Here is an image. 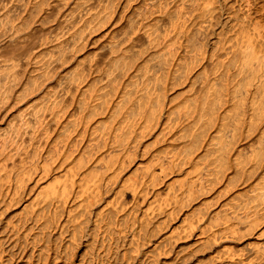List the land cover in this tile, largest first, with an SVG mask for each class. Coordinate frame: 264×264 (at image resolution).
Wrapping results in <instances>:
<instances>
[{
	"label": "rangeland",
	"instance_id": "374dc122",
	"mask_svg": "<svg viewBox=\"0 0 264 264\" xmlns=\"http://www.w3.org/2000/svg\"><path fill=\"white\" fill-rule=\"evenodd\" d=\"M49 1L51 2V0H49ZM52 1H54V0H52ZM57 1H60V0H57ZM110 1H113V2H109V0H100V1L99 0H69V1L68 0H62L61 5H63V6H57V7L52 5V2H51L50 6L52 8L54 7L55 9L50 10L51 14L49 13V11L47 9L48 17H49V15H51V16H50L49 19L46 16V18H47L46 22L43 20V18L45 16H42V15L37 16L35 19H32V22L30 24V31H31V36L30 37H31V40H34L35 42L33 41L31 43L32 44L31 45V44H29L31 42V40L29 39L30 42L28 43V46L32 47V48L30 47L32 49V51H31L32 52V57H31L32 59L31 60L29 59L28 63H25V65L24 64H20L19 68L17 66H13L12 68H10V66H6L5 65V62L3 63V61L6 60L5 58L10 59L11 57H13V54H12V56L10 55L12 53V52H10V50H12V49L14 50L15 49V46L11 44L13 42L15 43V41L11 40L10 42H8L10 39H7V38H2L0 40L1 41L0 42V47H1L0 48L1 49L0 50V53H1L0 54V62H1V65H3V64L5 65V66H1L0 65V79L2 78L1 80H3V81L6 80V79L7 80L10 79V81H12L13 78H17L16 81H18V82L15 81L14 84L12 85V87H11L12 90L10 91V97L8 99L9 101L7 100V101H4L3 103H2V101H0V105H2V106H0V125H2L0 127L6 128L7 126H5V125H7L9 123L11 124L12 121L15 123V124L13 123L14 125L11 124L12 126L10 124L8 125V127L11 126V128H9V129H14V130H11V131L8 130L7 131L8 127H7L6 130L4 128L0 129V136H1V138L4 137V139L0 138V141H1V143H0L1 144L0 145V150H1L0 151L1 152V154H0V165H1L0 166V176H1L0 177V182H2V184H4V187L8 188L7 191L10 189L9 192L11 190H13V189L14 190L16 189L15 191L14 190L11 191V193H9V194L7 193L5 196H7V195L8 196L5 197L4 194L6 192V188H3V185L0 183L1 184L0 185V187H1L0 189H2V191L4 189V191H5V192L0 191L1 192L0 193V264H3V263H5V264H11V263L12 264H29L30 262H31L30 264H42V261L46 262L47 258H49L48 259L49 262L47 261V264H49V263H51V264H262V263H260L261 262L260 259H262V260L264 259V255H263L264 254L263 253V251H264V229L262 231V228H264V225H263L264 224V213H263V211H264L263 210L264 209L263 208L264 199L263 198H259L257 196V194L259 193L261 188H264V113L259 115L260 118L257 117L258 113H257V111H255V108L257 107V105H256V107L255 106H253V107L251 106L250 107L248 105V106H245L243 108V107L234 106V105H232V103H230V106L228 105V107H227V109L225 111L226 114L225 115L224 114H220L219 116H216L214 121L209 125L208 130L206 132V136L209 137L210 135L211 136L212 135H216V137L213 139L214 144L212 146H214V145L217 146L216 143L218 144V142H220V144H221L220 139H218L220 136L224 135L225 138H228L227 139L228 147H227L226 152H225L226 153V165L224 164L225 166L224 165L221 166L220 165L221 160L218 161V159H217L218 156H219V152H220V147L218 146V148L215 149L216 156H215V153H214L213 154L214 156L211 154V156L209 155V157H207V158H204L205 156L202 157L200 159L201 161H200L199 165L196 166L195 168L193 167V160L191 159L192 157H191V155H189V153L191 154L192 151L191 152L189 151V153L187 152L188 153L187 156H189V161H187L188 164L186 163L187 165L186 164H185L186 166L184 165L185 167L182 168V171L178 170L179 167L178 168L176 167L174 170H169V168L167 167V169L169 170V172H167V169H166V167L164 165L163 166L165 168L163 170L162 169L163 167H161L162 166L161 163L164 161L167 164V161H165V159H163L162 157L167 155L165 158H167V157L169 158L171 153L172 154L175 153V152H173L174 148H175V151L180 149V150L177 151L176 154L177 155H181L182 154L181 156H183V157H186L185 156L186 155V151L184 152L185 149H183L181 147L176 149V147H174L175 145L173 146L172 144L171 145L174 148L171 147L170 146V141H168L166 135L165 134H163V135L160 134L158 132L159 130H158L157 127H156L157 129L152 130V132H151V130H149L150 133L146 132L147 135H148V133L150 135L147 136L146 134H143L145 137L147 136L145 139L139 140L141 137L138 138L137 142L139 144L138 143H136V144H138L140 147L135 144V146H134L135 148L132 147L133 148L132 150H134V149L135 150L134 151L131 150V152H130V153H134L136 151L137 153L135 152V154L131 155L129 153V151H128V153L131 155L130 156L128 153H126L125 150H124V152L122 150L123 154L120 152V150H119V153H118L117 152L118 149H117L115 151V153L117 155L119 154L118 156H120V157H118V159H116L117 158L116 154H115V157H113L114 153H110V151L114 152V150L116 148H118V146L116 144H113V145L111 144V146L115 145L114 147H116V146L117 147L116 148L113 147L114 148L113 150L109 149L111 147V146H109L110 142L111 143H116V141L112 142V140H113L112 137L113 136L107 138V139H109L108 142H106L107 139H105L106 141L103 139L102 142H100L101 139L99 141H97L98 145H99V142H100V148L98 147L97 144L94 143V140H97V139L94 138L95 136L98 135L97 133L100 132L99 135H102L103 134V130H105V128H110V126H109L110 122L113 123V121L111 120L112 118H110V116H111L110 111H105L106 114H104L105 113L104 112L102 115L99 114L95 118L93 116L90 119V121L88 122L90 125H88L86 123L88 125L87 129H84V127H83V125L85 123L84 124H80L79 128L77 130L75 129L76 125H73V128L75 127L74 129L72 128V125H71V128L73 129V132H72V129L70 127L69 128L67 127L69 130L70 129L71 130L70 131L67 130V132L63 136V135H59V133L61 134V132H60L61 130L60 129H62L63 126L59 127L60 123H59V125H56V124L53 123V125L56 126L55 127V126L52 125V127H51V132L53 131V133H51V132L49 133L48 132L49 134H47V137H46L45 136L46 134L44 135V133L40 130L41 134H37L35 137H32L33 139H30L31 135H29V133H28L30 130L27 129V127H26L27 123H28V125L30 124L29 121L31 119L30 118L31 116L29 117V115L31 113H29V112H35L38 109L42 108L43 106H44L42 108L43 110L41 109L39 113H41L42 111L44 112V109H46V107H47V110H48V108L50 110V107H48V104L51 101H50V99L48 100L46 97H44L45 95L43 96V94H48V91L54 90L55 88L53 86L56 85V83L58 82V79H60V83L58 82L57 85H59V84H61L63 82H64L63 84H66L68 79L65 76H67V73L70 74L68 69H70L72 67L70 70H72L74 72L75 68L73 70V67L76 66V65H78V66L81 65L83 63V60L86 58L87 61L85 60L84 63L81 66L83 67V69H84V67H85V70L87 69V72H88V74L90 76V77L88 76L89 78L87 77L88 81L93 79L94 81L92 80L91 82L94 83V85H95L94 88H98V89L104 87V86L102 87L100 85H103L104 83L106 84L105 81H102L103 78L101 79L100 77L101 76L103 77V74H104V79L103 80H105L107 78V76H105V75H108L110 73L109 69L112 71L113 69L116 68L115 71H117V72L119 71L120 72L121 69L118 67L120 69V70H118L117 65H114L115 61L113 62V57L111 56V54L109 52H107L106 50H101L102 47H103L102 45L103 44H104V46L108 45V42L114 41V39L116 40V42H119L118 38H120L121 39L120 42L123 41V43H121L120 45H122V44H124V45L121 46V47L119 46V47L122 48L121 52L125 51L126 50L125 46L127 44L128 45L129 44L132 45L134 43L133 41L130 42L129 40H126L128 38L127 37L128 36L127 33H126V35H125V33H122L124 30L125 31L126 30L129 31V28L132 27L131 24H130V20H128V19L133 16L134 12L136 13V16H137V13L138 12L140 13V10L144 14V11L147 8H145V10H144V6H146V4H143L141 2L143 0H115V2H114V0H110ZM150 1L151 0H149V2ZM156 1H157L156 3H158V1H160V0H156ZM161 1H165V0H161ZM168 1L170 3L169 6L170 5L172 6L171 8H177V9H180V10L182 9L184 12L188 13V17L186 15V19H185V20H187V22L189 21V23H190V25H188L189 23L185 22L186 26L188 28H189V26L192 27V25L193 26L195 24L197 25L198 22L200 23L203 19H204L203 20V22H204L205 20H207V18L209 20L208 21V23H209L211 21V19H210L211 17L209 18V15H210L209 11L213 10V11H211V13L214 12V14H216V16L214 17L216 19L215 20L213 19V20L215 22H217V24L213 20L211 21L212 23L214 22L213 24H211V22H210L209 33H211V32L212 33L210 35L208 33V36H206L207 38L205 37L206 38L205 39V46H207L206 48L211 49L212 47H216V46H213L214 43H215L214 45H216L217 42H219L221 44L223 41L226 42L228 40L227 44H228L229 50H232V51L237 50V52L239 54V53H241V51L246 49L245 46L244 47H240L238 43H235L236 39L238 40V38H239V36L237 37L235 34L241 35L240 31H239V29H240L239 27H241V25H242L240 23H241V21H242V19L244 17V13L246 12L245 13L246 16L249 15V14H247V10L246 9H242L243 5H241L242 4L241 0L240 1L239 0H214V1L212 0L211 4H210L211 6H209V9L202 8L203 7L202 0L198 1L199 3L198 2L193 3V6H192V4L190 5L189 3H186L187 5L179 3L180 1H175V0L173 2H172V0L171 1L168 0ZM237 1H239L240 3H238ZM253 1H255L254 4H256L258 9H259L260 5L262 3H264V0H258V1L257 0H252V2ZM260 1H261V4L258 3ZM79 2L80 3L84 2L85 4L87 3L88 5L91 3V4L96 5L97 7L99 6V7H102V8L104 6H106V8L107 7L109 8V10L107 8L108 14L111 11L113 12L114 10L116 11L115 12L116 14L114 12L112 13V14H114L115 17L113 15H110L111 13L109 15H107L108 17L106 18V20L102 21L103 23L105 22L104 23V24H106L105 26H103L101 21H100L99 24H100L101 28H99V30L96 28V31H97V33H96L95 29L93 30L92 28H90V26L91 25L93 26L94 23L98 24L97 23L98 20L95 19L96 22H94L95 20H93L94 23H92L90 25V24H88L89 20H90L89 11L85 10L84 11V13L86 12L85 14H83V12H82L81 15H84V16L87 15L88 17H84V16L82 17L81 16L82 17V19L80 20L81 22L79 21L80 23L79 22L75 23V24H73V26L77 24L78 26H74V30L77 29V31H79L78 29H79L80 25H82L85 21H87L88 25L85 22L84 23L85 25H82V27L84 26L83 28H86V26L87 27L89 26V28L85 29L86 30V36L85 37H86L87 40L84 39V41H87L89 43H86V44H88L86 46V45H84L85 42L83 41V45L85 46L84 50H77V49H79V47H80V49L82 48L81 46H79L74 51L73 48H74L75 45L73 46V43L69 44V42L66 41L68 39L66 37H70L75 32L74 30H70V29H73V28H71L73 26H68V28L65 29L66 32H63L64 35H63V33L61 34V36H63L62 40H60V38H61V36H60V38H58V42H57V39H55V37H56L55 36L56 35L55 31L58 30L57 33H59L60 29L58 27H60V24H57L56 25L57 27L55 26V24L59 23V22L62 23V20L69 14V12H71V10H74L73 8L76 7V5H75L76 3H77V6H78ZM152 2H153V0L151 1V4L154 3V2L153 3ZM176 2L181 4L182 7H180L179 4H177ZM214 2H216V4ZM98 3H99V5H98ZM109 3L110 4L112 3V4L110 5ZM121 3L124 6H122ZM130 3H131V5H130ZM137 3H139L141 5L143 4L142 5L143 7L141 5H138V8H139V6H140V8L142 7V9L139 8L140 9L139 11L137 10L138 8H136V6H134ZM144 3H146V1H144ZM257 3L259 5H257ZM101 4L103 6H101ZM112 5L114 7H112ZM117 5H118V7H116ZM147 5H148V3H147ZM215 5H217V6H215ZM184 6L185 7L188 6L187 7V8H189L188 11L189 10L190 11L195 10V13L193 14V12H194L193 11V12H191V14H189L190 11L189 12L186 11ZM190 6H191L192 10L190 9ZM212 6H214V7H212ZM45 7L48 8L49 5L48 6L46 5ZM119 7H121V9ZM128 7H129V9H127ZM106 8H105V10H106ZM132 8H136V9L132 10ZM122 9L127 10V11H125V13H123L124 11ZM202 9H203V11H202ZM105 10L102 9V13H105L107 11V10L106 11ZM131 10H132V13H131ZM135 10H137L138 12H136ZM204 10H205L206 13L204 12ZM255 10H256V8H255ZM65 11H67V14H66ZM217 11L221 12V17H219L220 16V12H217ZM242 11H243V14H242ZM253 11L254 10H252V12ZM258 11L256 10V12H258ZM197 12H198L199 15H201L200 17L198 15L199 18L195 16V15H197ZM252 12H251V14H252ZM256 12L253 13V15H251V16H254L253 17L254 19H252L254 21H255V17L258 16L256 18V19H258V18H261V15H262L261 12H258V14ZM118 13L121 15V18H124L123 20H119L120 16H119ZM130 13L132 14V16H130L131 15ZM52 14H54V15H52ZM124 14H125V16H122ZM128 14H130V15H128ZM157 14L158 13L154 14V17H155L154 19H156V17L158 16ZM238 14L243 15V17L239 18L240 15H238ZM28 15H26V16H28ZM117 15H118L119 18L118 17L116 18ZM149 15H150V17H148L149 19L147 21H152V20L154 21V19L152 17L153 15L148 14V16ZM235 15L237 17L238 16L239 17L237 18ZM52 16H53L54 19L51 18ZM63 16H65V17H63ZM109 16H112V17H109ZM189 16H191V17H189ZM126 17L128 18L127 21L125 20ZM135 17H134V19H135ZM217 17L220 18V19H218ZM262 17H264V16H262ZM108 18L109 19L111 18L110 19L111 21L108 20L109 22H107ZM238 19L239 20L241 19V21H239ZM54 20H55V22H54ZM116 20L119 21V23L115 22ZM131 20L133 21V18H131ZM218 20H220V21H218ZM250 20L248 19L247 23L251 22ZM21 21L23 22L24 19H21ZM254 21H252V22H254ZM42 22H43L44 25H42ZM124 22H127V23H124ZM50 23H52V24L50 25ZM111 23H113V24H111ZM123 23H124L125 27L129 26V28H125L123 26ZM47 24H48V26H47ZM96 24H94V25L96 26ZM113 25H115V26L113 27ZM102 26H103V28H102ZM234 26L235 27L237 26L235 28V30L233 28ZM82 27H80V28H82ZM98 27H99V25H98ZM107 27L110 28V30L107 29ZM120 27H121V29H120ZM244 27L247 29L249 26L246 24ZM33 28L35 29V31H34ZM51 29L53 30L52 33L49 32V31H51ZM67 29H69V32H67L68 31ZM90 29H92V33H93V31L95 32L94 33L95 35L94 34H90L89 35V33L91 32ZM106 29L109 30L108 35L105 34L107 32ZM113 29H114V31H112ZM221 29H222V31L224 30L226 33H228L229 36H230V33L233 31L234 33L232 32L231 36L235 35V37H232V39H231V37L229 39H226V35H227V38H228V34H226L225 32L223 33L221 31ZM229 29H233V30H231V32L229 33V31H230ZM46 30L48 31V35H46V33H47ZM80 30H82V29H80ZM89 30H90V32L87 34V31H89ZM214 30H215V32H214ZM237 30H238L239 33L235 32ZM84 31H82V32H84ZM103 31H106L104 33L105 35H103ZM116 31H118V33ZM131 31H133V30H130L129 33ZM219 31H221V33H223L222 34V39L225 38L226 40L220 39L221 37L219 38V36L221 35V33L219 35ZM44 32H45V34H43L41 36V34L44 33ZM71 32H73V33L70 34ZM50 33H51V36H50ZM66 33H67L68 36L66 35ZM112 33H114L115 35L114 34L112 35ZM215 33H217V35ZM110 34H111V36H110ZM44 35H46V37L48 39L46 41L48 43V45L45 42L46 39H44V38H46V37ZM98 35H101V36H104V37L100 38ZM211 35H213V36H211ZM37 36H40V41L42 40L41 42L39 41ZM49 36L51 37L50 39H49ZM88 36L90 37V39H89ZM113 36H115L116 38H114ZM223 36H225V37H223ZM96 37L97 38L99 37L98 39H100V40L97 43L96 42L90 43V41H92L93 39L95 40ZM140 37L143 38L142 41L144 42L145 38L143 36H139L138 37L139 40H140ZM108 38H110V39H108ZM124 38H126V39L122 40ZM208 38H210V39H208ZM216 38H219L220 40L219 39L217 40ZM233 38H236V39H233ZM51 39H55V40H51ZM63 39H64V41H66V43L64 42L63 44L67 45L66 47L68 49L69 48L71 49V47L73 46L72 47V51H74L72 53H69V55L67 56L68 59L63 57L65 60L61 57V56H64V55H62L63 54L62 53L63 50H61V47H60L61 45L59 46V43L61 44ZM105 39L108 40V41L106 42ZM138 39L136 40L137 42H139ZM213 39H216V42H214L215 40H213ZM221 40H222V42H221ZM229 40L230 41L234 40V41H232V43H231ZM38 41H39V44H38ZM55 41L58 44H56ZM101 41L103 42V44H102ZM136 41H135V43H137ZM142 41L140 40L141 43H142ZM2 42H3V44H2ZM5 42L9 44L8 45V46H10L9 48L7 47ZM44 42L46 44H44ZM49 42L51 44H49ZM126 42H127V44H125ZM140 42L138 43L139 46H136V44L134 43L135 46L136 47H140ZM34 43L36 44L37 47L35 45H33ZM93 43H95V44H93ZM220 44H217V45H220ZM42 45L44 47H47V48H44ZM51 45H52V47L56 46L57 48H55V47L52 48ZM57 45L59 46L60 50H59ZM141 45L144 46L145 44H141ZM33 46H34L35 50H34ZM38 46L39 47L42 46L41 48H44V49H49L48 47H51L52 49L50 48L51 50L49 49V51H46L44 49L39 48ZM2 47H4L6 50H3ZM66 47H65V49H66ZM123 47L125 49H123ZM37 48H39V49H37ZM90 48H92V49H90ZM36 49H37V51H36ZM70 49L67 50V51L70 52L71 51ZM98 49H100L101 51H99ZM42 50H44L43 51L44 53H45V51L47 53L46 54H42V52H41ZM179 50H180L181 54H184V50H182V48H180ZM2 51H3V53H2ZM38 51H40V52H38ZM76 51H77L78 54H76V56H74ZM87 51L90 52V53L93 52L94 54L99 55L101 63H100V61H98L99 60V56H94V55H92L90 53H89L90 55H87L88 54ZM104 51H106V52H104ZM36 52H37V54H36ZM59 52L62 53V54H59ZM100 52H102V53L104 52L105 56L103 54H101ZM121 52H117V53H121ZM85 53H87V54H85ZM145 53H147V51ZM145 53H142V55L144 57L142 55H138V58L136 60V65L139 64V63L145 62L144 61L145 59H146V61H148V59H147L148 57L147 56H148L149 53H147V54H145ZM107 54H108L109 58L106 57ZM230 54H232V52ZM39 55L41 56L40 58L38 57ZM51 55L54 56L53 58H55V56L58 55L57 57H59L58 59H59L60 62L58 61V64H55L56 66L54 65L55 68L57 67V70H55L54 68L53 69L51 68V70H53V71L51 72V70H50V72L53 73V74L50 73V76H51L50 77L49 76V72H48V74L47 73L45 74L46 71H43L44 67H43V69L40 68L41 65H43V63L40 62V61H41L42 58L45 59V60H47L48 58L50 59ZM70 55L74 56L73 58L75 60L72 58V60H73L72 61L70 59L71 57L69 58ZM91 55L93 57H91ZM34 56H37V57L35 58ZM79 57H81L82 61H81V59H78ZM101 57H103V58L101 59ZM105 57L108 58V59H106ZM142 57H143V59H142ZM34 58L37 59V60L40 59V61L36 62V60H33ZM92 58H94V60ZM110 58H111L113 63H110ZM2 59H4V60H2ZM43 59H42V61H44ZM60 59L64 60L65 62L61 61ZM140 59H141V62H140ZM66 60H69V62L66 63ZM88 60L90 62L91 61L93 62V63H91L94 66L93 70H92L93 72H91V70H88V68H86L90 64V62H88ZM102 60L104 61V63H103ZM105 60H107V62ZM85 62H88L89 64L86 63V65H87L86 66ZM95 62H97L96 65H94ZM8 63H10V61ZM29 63H31V64H29ZM32 63H34V64H32ZM73 63H77V64L75 65ZM102 63H103V66H102L103 68L98 66L100 64L102 65ZM27 64L32 65V66H28ZM91 64L89 66H91ZM115 64H116V62H115ZM21 65L25 66V67L22 66L24 71L20 70V69H22L20 67ZM34 65H35V67H33ZM78 66L76 67L77 72H79L82 69L81 66L78 69ZM96 66L98 68H100V69H98ZM31 67H33L34 69L32 70ZM51 67H53V66H51ZM91 67H90V69H92ZM8 68H10L12 70H10ZM17 68H18L19 71H17ZM96 68L99 70L100 73L97 72ZM13 69L16 70V73L14 72L15 70H13ZM35 69L38 71V73L35 71ZM94 69L96 70L95 73H94ZM103 69H105V70H103ZM25 70H28V72L25 71ZM66 70H68V71L66 72ZM55 71H57V74L55 73ZM13 72H14L15 75L13 74ZM35 72L37 74H39V72H41L39 75H41V76L44 75V76L41 77V76L38 75V77L37 76L35 77V75H37ZM58 72H59V74H58ZM63 72L66 75H64ZM73 72L71 74H73ZM102 72H103V74H102ZM75 73H76V71H75ZM17 74L20 75V76L22 75L21 76L22 79H20V76H18ZM61 74L63 76H61ZM124 74H126V72L121 74L120 76H118V79H123L122 82H121V80L119 81L120 84L122 83L121 87H120L119 84H117L118 79H117V82L114 81V85L116 86V88L117 87L119 88V91L116 88H114L116 90L114 91V89H112V91H113V92H111L112 94L115 93L116 91L119 93L120 90L123 89L124 84L128 81L127 79L130 78L129 77L130 75H128V74L126 76L127 78L126 77L124 78V76H125ZM8 75H9V77H7ZM12 75L13 76H17V77H12ZM97 75L101 79L102 83L100 82V79L98 78ZM45 76H47V77H45ZM95 76H97L96 77L97 79L94 78ZM121 76H123V77H121ZM11 77H12V79H11ZM28 78H30L32 80H30ZM33 78H34V81L38 82V86L37 87L35 86L36 89L33 88V87H30L31 84L33 86V83H30V82L33 81ZM41 78H44V79H41ZM45 79L47 80V82L45 81ZM48 79L49 80L51 79V80L49 81ZM186 79L187 78L182 79L183 81L182 80H178V82L182 81V83L175 82L177 84V85L174 84V86L176 85L175 87H173V82H172L173 80L172 79L171 80L169 79L167 81V83L165 81L166 85H168V86L164 85L166 88L163 87L165 89L164 90L162 89V91L165 92V90H166V92H165L166 95L165 96H168V97H165L164 95H162L163 99H164V97H165V99H167L165 101L167 104L165 103V112L163 113L164 116H162L163 120H167V114L166 113L168 111V107L170 106V102L171 101H172L171 106H173V105L178 106V105H181L182 103H184L187 100V98L191 97V96L190 97H188V96L191 95L193 93V91H191L192 89L189 87V85H190L189 84V82H190L189 79H187L188 81ZM185 80H186V82H185ZM95 81H99V82H95ZM170 81H171V83H170ZM19 82H22V83H19ZM24 82H29V83H24ZM39 83L41 85H39ZM82 83H80L78 94L83 93L82 90H83V87H85L84 84L86 82H84V84H82ZM168 83L172 84V85L169 86ZM42 84L45 87H43ZM97 84L99 86H97ZM28 85H29L30 88H28V89H26V91H24L25 90V86H28ZM55 87H57V86H55ZM170 87H172V88H170ZM37 88H41L40 91H38V93H36V91L38 90ZM29 89H31V90H29ZM47 89H49V90H47ZM22 90H23L24 93L23 92H22L23 94L19 93ZM29 91H32V92L29 93ZM91 91H92V89H91ZM95 91L99 92V91H101V89L100 90H95ZM95 91L93 89V91L89 92V93L92 94ZM33 92H34V95H32ZM42 92H43V94H42ZM96 92H95V94H97ZM164 92H162V93H164ZM78 94H76V95H78ZM90 94L86 93V96L87 95L89 96ZM112 94L110 96H112ZM21 95H22V97H23V95H24V97L27 96V101L25 100L26 98L25 99H24V97L22 98ZM173 95H175L174 99L170 100V98H172ZM258 95H259L258 104L260 105V102H259L260 100L259 99H261V94H258ZM18 96H20L21 98L18 97ZM41 96L44 97V98H42ZM88 96H87V98H88ZM16 97H18V98H16ZM34 97H37L35 99H39L40 102H39V100L38 101L35 100V101H37V103H35V101L33 103L32 101H33ZM40 97H41V99H40ZM78 97H79V95H78ZM90 97H92V95H90ZM10 98H12V99H10ZM45 98L49 101L48 103H47ZM92 98H91V100H92ZM153 98H154V95H153ZM17 99H20V100H17ZM15 100H17V101L14 102ZM42 100H43V102L45 100L46 101L45 103L47 105L44 103V105L42 106V104H43V103H41ZM70 100H72V99H70ZM88 100H90V98H88ZM21 101H22V104L20 103V105H17V104H19L18 102H21ZM63 101L64 102L61 103V107L62 108H63L64 105L66 106V103L69 102L68 100H67L68 102H66V100H63ZM11 103H13V106L11 105ZM5 104H6V107H5ZM15 105H16V107H15ZM29 105L32 106V107H29ZM45 105H46V107H45ZM24 106H25V108H24ZM26 107H27V109H26ZM36 107H38L37 110L34 109ZM2 108H3V110H2ZM8 108L10 109V111H9ZM23 108L26 109L27 113L25 112V110ZM65 108L66 109L68 108V109L65 110ZM22 109L25 112L24 115L22 113L23 112ZM63 109H64V111H66V113H64L65 115L68 114L69 112L71 113L72 109H74L72 101H71L70 105L67 104V106L64 107ZM201 110L202 109H200V111ZM20 112H21L22 116H20L21 115ZM203 112L206 113L207 111L203 110ZM107 115H108V117L110 118L111 121L107 119L108 118ZM17 116L21 117V119L23 117L26 121L28 120L26 117H29L30 119L28 120V122H26L25 120L22 121L23 120L22 119L21 120L22 123H20V120H18L20 118H18ZM240 116L242 117V120L245 123L242 125L241 122L239 123V121H238V123H239L238 126L240 127L239 131H238V136L237 137L236 136L233 137V134L237 133V132H234V129L236 127L235 124H237V117H240ZM65 117L66 116H64V118L62 119L63 122L65 120ZM105 117H107V118L105 119ZM99 118H101V120H103V121H106V120L109 121V124H107V127H103V125H106L107 121L106 122L102 121L103 129H102V127L101 128L99 127V125H100L99 123L101 121ZM92 119L94 121H92ZM96 119H98L97 120L98 125L96 123ZM10 120H11V122H10ZM44 121H46V119H44ZM253 121H254V124H255L253 129L250 130V131L245 129V128H248L247 125H249V123H253ZM24 123H26V125ZM91 123H93V124L91 125ZM35 124H36V126L38 125L37 122H34L31 125L33 127H35L34 126ZM24 125H25V127H24ZM67 125H68V121H67ZM96 125H97V127H96ZM21 126L26 128V129L23 128L24 130L20 129V131H19V128H22ZM91 126L93 127L94 130H95V128L98 129V130L97 129L95 130V132H97V133H95L93 131ZM243 126H244V128H243ZM39 127L40 126L38 125L37 127H35V129H37V130L41 129V127L40 128ZM54 128H55V133H54ZM80 128H82L81 129L82 131H86L87 134L89 133L90 136L86 135L85 134L86 132L85 133L82 132V131L79 132ZM3 129H4L5 132L7 131V134L2 136L1 134L5 133V132L4 133L2 132ZM56 129H57V131H56ZM16 130L19 131V132H17ZM176 130L179 131V128L176 129ZM9 131L12 132V133H10ZM40 131H38L37 133H40ZM88 131H90V132H88ZM92 131L94 132L93 134H96L95 136L93 135V137H92ZM106 131H108V129H106ZM156 131L160 134V136L157 135L158 133ZM8 132H9V135H8ZM14 132L17 133V134H14L15 138L18 139V140L16 139L17 141L15 140V138H12V135H13ZM71 132L74 133V134L71 135ZM18 133H20L21 135L25 133V135L21 136ZM42 133H43V135H42ZM68 133H70V135ZM82 133H84L83 136H85V137H83V136H82V138L81 137L80 138L76 137V134L78 136L79 134L82 135ZM51 134H52V136H51ZM53 134L55 135V137H54ZM56 134L58 136H61V138L57 137ZM67 134L69 135V137L67 138L68 140L66 139V137L68 136ZM7 135L10 138V140L7 139ZM26 135L30 136V137L28 136V140L29 141L25 137ZM143 135H142V138H143ZM70 136H71V138H70ZM88 136L90 138L92 137L91 141L94 139L92 141L94 144L92 142L90 143V140H89L90 138ZM162 136H164V137L162 138ZM37 137H39V139ZM41 137L43 139L47 138L46 142L47 141L48 142L46 143L45 139L43 140ZM51 137L54 138L56 141L54 139H52ZM64 137H65V140H64V143L62 141V144H61L62 147H61V146H59L60 144H58V143H61L60 141L62 140V138L64 139ZM86 137H88V138H86ZM149 137H150V142L151 143L148 140ZM157 137H158V139L156 140ZM165 137H166V139H164ZM57 138H59L61 140L58 142ZM161 138L163 140H160ZM11 139H13V140H11ZM37 139L39 141L41 139L44 142L39 145V141ZM72 139H74V140L76 139L75 141L74 140L72 141L73 145L76 143V141L79 142V139L83 140V142L81 141L82 142L81 145H80V143H77L75 145V147H74L72 145V142L70 143V141ZM4 140H6V142ZM30 140H33V142L30 141ZM14 141L17 142V144H15ZM19 141H20V143H19ZM26 141L28 142L30 147L28 146V144L24 145V143L25 144L27 143ZM50 141H52V145H50L51 144ZM54 141H55V143L57 142L56 144H58V146L56 144H54ZM146 141L149 142V145L147 143L146 144L144 143ZM7 142H8V145H7ZM29 142H31V143H29ZM105 142H106V144H105ZM140 142H142V144ZM178 142L183 144L185 142V140L183 138V139H180ZM35 143H37V144H35ZM66 143L69 144V145H67ZM187 143H188V145H190L193 142L190 143V141H187ZM11 144L13 146H11ZM64 144H66V145H64ZM102 144H103V146H101ZM18 145L19 146L22 145L23 147L22 146L17 147ZM34 145H36V147ZM41 145H43L44 146L43 148H46V149H49L50 148L49 146L54 147V149L57 147L56 150L58 149L57 150L58 152L56 150L53 151V152L54 153L55 152L58 153L59 156H57L56 153H55L56 155H54V153H52L53 156H57V157H60V156L63 157L64 156L65 158H66V156H68V155L65 156V154H67V151L68 152L70 151V146L73 147V148L71 147L72 151H70V153L74 152V153H72V155L73 156L76 155L75 156L76 158L80 154H81L80 156H83L82 153L84 151L82 152L81 149H83L84 147L88 146L87 148H89V147L90 148L89 149L86 148V149L87 150H91V146L95 145V148L93 147L92 148V150L94 149L93 151L91 150V151H88L89 153L87 152L89 155L86 154L87 156H90L88 158H91L90 159L91 161H89L86 156L84 157L85 158L84 159L85 161L83 160L84 162L82 161L81 157H78V159L80 158V160L82 162L80 160L79 161L82 164L84 163V165L78 166V165L81 164V163L79 164V161H77V163H76L75 160H78V159H76L75 157L72 158V156H70L71 157V158L69 157L70 161H72V162L75 161L74 163L76 164V166H75V164H74V166L77 169L72 165L73 163L70 162L69 160H67V162L65 160V162H64L65 164L62 166V168L59 167V168H61V169H59L57 166L60 165L59 163L61 162L62 158H57V157L56 158H54V157L49 158L51 153L48 154V150L46 151V149H44L45 150L44 151ZM89 145H91V146H89ZM105 145H106V147H105ZM141 145L142 146L144 145V147H143L144 150L146 148V149H148L149 152L146 151L147 152L146 153L143 150ZM145 145H146V147H145ZM1 146L2 147L8 146V147H6L7 150L5 148L3 150L1 148ZM26 146L29 149L26 148ZM63 146L64 147L66 146V147L63 148ZM147 146H149L150 149L147 148ZM191 146L192 145H190V147ZM9 147L11 148V150L9 149ZM37 147H38L39 151L37 150ZM58 147L59 148L61 147V148L59 149ZM67 147H69L68 148L69 150L67 149ZM78 147H80V148H78ZM32 148H33V150H32ZM75 148L76 149L78 148V149L75 150ZM14 149L17 151V153H15L16 151ZM27 149L29 151H27ZM35 149L38 152L35 151L36 153L35 152H32V153H34V155L35 154H38V155L32 156V153L30 152V150L34 151ZM40 149H42V150H40ZM73 149L75 151H73ZM86 149H84V150H86ZM181 149H183V150H181ZM18 150H21V152L18 151ZM60 150H61V152L65 150L64 152H66V153H64V152L61 153V152H59ZM2 151L5 152V153H3L4 155L2 154ZM42 151H44L46 153H44ZM180 151H181V153H180ZM19 152L21 153L20 155H19ZM25 152H27L26 155H28V156L23 154ZM28 152H30L29 154L32 156V158H34V157L36 158V159L34 158L35 160H33V161H36V160H38L40 158L38 160V162L37 161L35 162V164L37 163L38 165L36 164V166H35V164H33V161H31L32 158L29 157L30 155L28 154ZM39 152H40V154L42 156H39L40 155ZM85 152H84V154H85ZM91 152H93L95 155H93V153L91 154ZM142 152L146 153V154H143ZM178 152H179V154H178ZM9 153L11 155H9ZM125 153H126V155L128 154L130 157L127 156V157H129V158H127ZM154 153L157 154L158 158L160 157L159 155L161 154L160 158H162L161 159L162 162H161L160 158L159 159L155 158L157 156ZM158 153H159V155H158ZM193 153L194 152H192V154ZM5 154H6V158H5ZM12 154H13V156L17 155L16 157H18V155L19 156H21L22 154L23 155H22L21 158L19 157V158H16V160H15V159L12 158L13 157ZM52 154H51V156H52ZM103 154H106V156L103 155ZM153 154L155 155L154 157L152 156ZM1 155H3V156H1ZM8 155L11 156V157L9 158ZM92 155L94 156L93 157L94 160L92 158ZM111 155H112V158H111ZM134 155H136L135 158L133 157ZM122 156H124L125 159ZM26 157L28 159L30 158L31 162ZM97 157H103L101 159L103 160V165L104 166H105V163L106 164L108 163L106 165L107 166L106 168H108L111 165V163H112V165L114 163V165H113L114 167L111 168L112 167V165H111L109 167L110 170L108 169L109 170L108 172L105 169L107 174H105V172H104L105 176H103L104 178L101 180V183H100V184H103L101 186L102 187L101 188L102 191L99 188L100 186L98 187V184L100 182V178H102V175H100L101 176L100 177L99 174L102 173V171H103L102 168H105V167H103L101 165V163H100V162H102V160L100 158H97ZM131 157H133L134 159H132ZM24 158L26 160H23ZM47 158H49V159H47ZM52 158H54V159H52ZM69 158H67V159H69ZM110 158H111V160L108 161V159H110ZM150 158H153L155 160L153 161V159H150ZM187 158L188 157H186V159ZM12 159L15 160V162ZM20 159H21L22 165H21L20 162H18V161H20ZM45 159L50 160V162L45 160ZM97 159L101 160V161H97ZM112 159L116 160L117 164H116V162L114 160H113L114 161L113 162ZM121 159L124 162L120 161ZM156 159L158 160V162L155 163V161H157ZM5 160L9 161V162H6ZM22 160H23V162H22ZM52 160H53V162H54V160H57L59 163L57 161H56V163L52 162L53 163V167H52V169L49 168L50 171H51L50 172L48 170V168L46 169V167H48V166L51 167L52 166V163H51ZM166 160H168V159H166ZM237 160H241L244 165L243 164L239 165L237 163ZM45 161H46L45 168H43ZM2 162H4V163H2ZM11 162H12V164L13 163L14 164L13 165L10 164ZM24 162H25V164H23ZM95 162H97V163H95ZM109 162H110V165H109ZM121 162H123V163L120 165ZM159 162H161V163H159ZM164 162H163V164H164ZM191 162H192V164H191ZM5 163H8V164H5ZM17 163L22 168L24 167V165H28L29 166V164H30V166L29 167L25 166L24 170L21 168V171L19 172V171H16L19 168V165ZM27 163H29V164H27ZM49 163H51V164H49ZM85 163L86 164L88 163L87 166H85ZM94 163H95V165L96 164H98V165L100 164L102 168L101 167L98 168V165H96L97 170H95V168H96L95 166H94L95 167L94 169L90 168V167H92V165H94ZM141 163H142V165H141ZM152 163H154V164H152ZM69 164L72 165L71 166L72 168L70 167ZM148 164H150L151 167L153 165L154 168L153 167L152 168H148L150 166ZM160 164H161V166H160ZM14 165H15V167H14ZM38 166H39V170L37 169ZM54 166L57 167L58 171H56V169H54ZM141 166H143V168ZM251 166H256V167H255V171H254L253 175L249 177L242 170H243V168L247 169V167L249 168ZM32 167H34V169H33L34 171H35V169H37L38 171L36 170L35 174H34L33 171H30L31 175H27V174H29L28 171L32 170ZM73 167L75 168V170H77V172L79 171L78 172L79 176L82 175V176H80L81 178L85 177V176H83V173L85 174V172H86L87 174H85V175L87 176V178L91 177V179H92V176H91L92 174H89V177H88V173H91L93 170H95V172L98 173V174L93 172V174L95 173L97 175V176H95V174H94V176H93L95 178V179L93 178L94 179L93 180V184H92V180L91 179H89L90 180L89 181L86 178H85L86 180L84 179L85 180V183H84V180L80 179L78 175H75V174H78V173L74 170ZM79 167L84 168L85 170L82 169V171H80L81 168H79ZM160 167H161V169H160ZM2 168H6V169H2ZM9 168H10L11 172L13 171L12 168H15V169L17 168V169L14 170L12 172V175H11V173L9 171ZM68 168L71 169V170H69ZM87 168L88 169L90 168L91 172H88ZM116 168L117 169L119 168V170H117ZM188 168H190V169H188ZM25 169H26L27 173L25 172ZM64 169H67V172L65 171L64 172L65 174H63L62 176L66 175L67 179L65 177V180H61L62 179V176H61L62 172H60V171H64ZM72 169H73V172H72ZM78 169H80V170H78ZM86 169H87V171H86ZM146 169L148 171L147 173H146ZM2 170H3V172H2ZM19 170H20V168H19ZM42 170L46 171L47 173H45ZM99 170L101 171V173H100ZM114 170H117L116 172L118 173V175H114V177H112V178L109 177L108 174L110 173V175H111V172L115 173ZM153 170H156L155 172H158V173H154ZM160 170H161V173L163 171H166L167 173L165 172V173L160 174L159 173ZM186 170H187L186 173H189V174H184ZM238 170L242 171L241 173H243L244 175L240 174L238 172ZM175 171H177V172H175ZM6 172H9V173H6ZM15 172H16L17 175L15 174ZM36 172H37V174H36ZM39 172L40 173L42 172L41 173L42 175L44 173L45 174L43 176H41V174ZM74 172H76L74 174V176H77L76 178L72 176ZM69 173H71L72 174L71 176L73 177V178H71V176L69 177V178H71V180H68L69 179L68 176L70 175ZM152 173H153L154 176L151 175ZM169 173H171V174H169ZM5 174L6 175L10 174L9 176H11V177L9 178L8 175L6 177ZM20 174H22V176H20ZM113 174L111 176H113ZM165 174L169 178H166ZM2 175H5V177H2ZM15 175H16V178H15ZM47 175H48L47 178H43L44 176H47ZM145 175H147V178L144 177ZM179 175H181L180 178L182 179V181L180 179H178ZM17 176L19 177V182L21 181L20 178L22 179L24 176H25V178H24L25 180L22 179V182L19 183L18 180H17L18 179ZM30 176H31V179H30ZM36 176L37 177L41 176V178L39 177L40 180L42 178L43 179L41 181H39V178L37 179ZM107 176H108V179H107ZM148 177L152 178V179H149ZM3 178H5V179H3ZM13 178H14L15 181L13 180ZM97 178L99 180L98 184L95 183V182L98 181ZM113 178H116V179H113ZM153 178H155V179H153ZM170 178H172V179L174 178L175 182L179 183V184L178 185L177 184H172V183H175V182L172 179H170ZM192 178L194 180H195V178H197L195 184L191 181ZM210 178H211V182L212 181L215 182L216 180H218V181H216L218 183L215 182V184H213V185H215V187L211 184L212 187H214V188H211V185H210V187L207 188L208 184H206V183H209V184L211 183L210 182ZM36 179H37L38 182L36 181ZM63 179H64V177H63ZM77 179L80 180V181H78ZM105 179H107V180H105ZM167 179L169 181V184L166 182ZM4 180H6V181L4 182ZM7 180H9V181H7ZM66 180L72 181L74 183H72V182L66 183L67 182ZM108 180L112 181L114 184L113 183H112L113 185L110 184L111 183L110 181H109V184H108V182H107ZM63 181H65V182H63ZM77 181L80 182V183H78ZM86 181L90 182V185L92 184L91 186H93L94 184H96V185H94V188L93 187L91 188V186L89 187V184ZM177 181H179V182H177ZM6 182H9V183L6 184ZM11 182H14V183L11 184ZM15 182H18L20 185L22 183H24L25 185L22 184L23 186L21 187L23 189H20L19 186H18L19 189H17L16 187L19 184H16ZM104 182L107 183L109 186L107 184L105 185ZM86 183H87V185H86ZM170 183H171L172 186L175 185L178 188H179V186L181 184L182 189L181 188L180 189L182 191H180V190L178 191L177 187H173L174 188L173 189L172 187H170L171 186ZM189 183H191V184H189ZM55 184L58 185V186L56 185V188L60 186L59 188L61 189V186H62L63 190L58 191L57 189H59V188L56 189L55 188ZM59 184H61V185H59ZM66 184L69 185V186H72V185H74V186H73V188L70 187L71 189L68 190L69 187ZM205 184L207 186H205ZM8 185L9 186L11 185L12 188H9ZM81 185L83 187L87 186V188L92 189V191H95V192H92V191L88 190V192H91L90 195H93L95 193V196H96L98 194L96 196L97 198L95 196H91L90 197L89 194H87L88 196L86 197L85 195H86V192H87L86 191L87 188L86 187L83 188ZM104 185L106 186L107 189H105ZM148 185H149V187H147ZM191 185H193L192 188L194 187L195 189H197V185H198V189H200L201 191L200 190H194V189H191V188H190L191 190H188V186H191ZM51 186L53 187V191H52ZM79 186L81 188H83L84 190L86 189L85 192ZM46 187L49 188L50 190H48V189L46 190L45 189ZM65 187H67L66 188L67 190L65 189ZM77 187H79V189L83 190V192L85 194L83 192L79 193L81 190L78 189L79 190L78 191ZM95 188L97 190H94ZM146 188H148V189H146ZM44 189L46 190V192L49 191L48 192L49 194H51V195L53 194V196H50L51 200L49 198L50 201H53V202L57 201V203L59 202L60 199H61V201H63V203H61V201L59 202L60 207L57 206L59 204H57L56 202H55L56 203V205H55V203L52 204L48 200H44V199H48V197H49L48 193H46L47 194L46 197L47 196L48 197L47 198L45 197ZM206 189H208V190L210 189L209 190L210 192L208 190H206ZM20 190H21V192H20ZM55 190H56V193L54 192ZM64 190L67 191V194H63V193H66ZM175 190H177V191H175ZM50 191H52V192L50 193ZM57 191L59 193L61 192V194H59ZM96 191H98V193H96ZM100 191H101V193H99ZM205 191H206V193L204 194L203 192H205ZM217 191L219 192L218 195L216 194V193H218ZM17 192H19V193H17ZM199 192H201L203 194L200 195L201 193H199ZM2 193H4V194H2ZM13 193H14V195H13ZM15 193H17V195ZM38 193H40V194L43 193L44 195L43 194H41V195H43L45 198L44 197L41 198L40 196L37 197V195H39ZM54 193L55 194L58 193V196L56 195L57 197H59V195L63 194V196H65V197L60 196L63 199L66 198L68 195H70V193H71L72 198L73 197H76V198L72 199L69 196L68 200L67 199L63 200L60 197L57 199V197L54 196L55 195ZM72 193H74V194H72ZM187 193H188L189 196L187 195ZM191 193L194 194V195H192ZM75 194H77V196H80V197L75 196ZM80 194H83L84 196H81ZM181 194H183L184 197H181L182 196ZM214 194L216 196H214ZM12 195H13V198L10 197ZM35 197L39 198V199H36ZM52 197L56 198L57 200L53 199ZM194 197H195V199H194ZM179 198H181V199H179ZM34 199H36V200H34ZM182 199H184V200H182ZM204 199H206V200H204ZM186 200L188 202L184 204V201H186ZM64 201H65L66 205H64ZM180 201H181V203H180ZM66 202H69V203H66ZM179 206H181V207L183 206V208L180 207V209H179ZM42 207L44 208L43 209L44 211L41 210ZM32 210H34L35 213L36 212L37 213L35 214L34 211H33V214H31ZM40 210H41V212H39ZM37 216H39V218H41V219H39ZM215 235H217V238H219V239H217V238L214 239ZM40 253L41 254L43 253V254L41 255ZM44 254L47 255V258L45 256L46 260L42 259V257H44L43 256ZM13 255H15V256H13ZM32 255H33V257H31ZM48 255H50V256L48 257ZM11 258H14V259H13V261L10 260L11 261L10 262L9 259H11ZM39 258L42 259V260H40ZM50 259H51V262H50ZM45 262H43V263L46 264Z\"/></svg>",
	"mask_w": 264,
	"mask_h": 264
},
{
	"label": "bare ground",
	"instance_id": "6f19581e",
	"mask_svg": "<svg viewBox=\"0 0 264 264\" xmlns=\"http://www.w3.org/2000/svg\"><path fill=\"white\" fill-rule=\"evenodd\" d=\"M69 1V0H68ZM100 1V0H99ZM144 1H146V3H144ZM152 1V0H151ZM151 1L149 2V0H143V1H141L143 4H146V6H144V10H145V8H147L145 11H144V14L141 12V10L140 9H142V5L141 4H139V3H137L136 5H134V6H136V8H138V5H141L142 7L140 8V6H139V8L137 9L138 11L140 10V13L137 11V10H135L136 12H138L137 13V16H136V13L134 12V14H133V16L135 17V19H134V17L132 16V10L133 9H136V8H132V10H131V15L130 14H128V15H130V16H132V17H130L129 19L126 17V21H127V19L128 20H130V24H131V26L132 27H130L129 28V26L128 27H125L124 26V23H127V22H124L123 23V26L125 27V28H129V31L130 30H133V31H131L130 33H129V31L128 30H124L122 33H125V35H126V33H127V39L126 38H124V39H122V40H129L130 42L131 41H133L134 43H135V41L138 39V37L139 36H143L144 38H145V40H144V42L142 41L143 40V38L142 37H140V40L142 41V43L140 42V40L138 39V41L140 42V47H136V46H139V42H137V43H135L136 44V46H135V44L133 45L132 43V45H128L127 44V42L125 43V44H127L126 46H125V48H126V50L125 51H123V52H121V49L122 48H120L121 46H123L124 44H122V45H120L121 43H123V41L122 42H120V38H118V40H119V42H116V40L114 39V41H111V42H108V45H105L104 46V44H103V42H102V49L101 50H106L107 52H109L110 54H111V56L113 57V62L115 61L116 62V64H115V62H114V65H117V68H118V70H120V72L118 71H115L116 70V68L115 69H113L112 71L109 69V71H110V73L108 74V75H105V76H107V78L105 79V80H103L104 79V74H103V72H102V74H103V77L101 76L100 78L102 79V81H105L106 82V84L104 83L103 85H100V86H104L103 88H100L101 89V91H99V92H96L95 90H100V89H98V88H94V83L93 82H91L93 79H91V80H89L88 81V78L90 77L89 76V74H88V72H87V69L85 70V67H84V69H83V67L81 66L83 63H84V61L86 60V58L83 60V63L81 64V65H76L77 63H73V64H75L76 66H74L73 67V70H74V68H75V71H76V73H75V71L73 72L72 70H70V69H68L69 70V72H70V74L69 73H67V76H65L67 79H68V81H67V83L66 84H63V83H61V84H59V85H57V83L59 82L60 83V79H58V82L56 83V85L55 86H57V87H55V86H53L54 88V90H52V91H48V94H43V92H42V94H43V96L44 97H46L48 100L50 99V101L51 102H49L46 98V101H47V103L49 102V104H48V107H50V110H49V108H48V110H47V107H46V101L44 100V102H43V100H42V102L41 103H43L42 104V106L44 105V103L46 104L45 105V107H46V109H44V112L42 111L41 113H39L40 112V110L44 107H42V108H40V109H38V107H36V108H34V109H38L37 111H35V112H29V113H31L30 115H29V117L31 118H29V117H26L28 120L30 119V124L28 125V123H27V125H26V123H24L25 125H26V127H27V129H29L30 131L28 132L29 133V135H31V137H30V139H33L32 137H35L37 134H41V131L44 133V135L47 137V134H49L50 132H51V127H52V125H53V123L54 124H56V125H59V123H60V125H59V127H62V129H60L61 131V134L59 133V135H63L64 136V134L67 132V130H69L68 128L70 127L71 128V125H72V128H73V125H76V130L79 128V125L80 124H88V125H90L88 122L90 121V119L94 116V118L97 116V115H102L105 111H110V113H111V116H110V118H112L111 120L113 121V123H111L110 122V124H109V121L108 120H110V118L108 117V115H107V117H105V119L107 118L108 120H106V121H103V120H101V118H99L101 121H100V125H99V127L101 128L102 127V121L103 122H106V125H103V127H107V124H109V126H110V128H105V130H103V134L102 135H99V133H97V132H95V130L97 129V128H95V130L93 129V127H92V129H93V131L95 132V133H97L98 135L97 136H95L96 134H93L94 132L92 131V137H93V135L95 136L94 138L95 139H97V140H94V143L95 144H97L98 142L97 141H99L100 139H101V141L100 142H102L103 141V139L105 140V139H107V138H109V137H111V136H113L112 137V142H114V141H116V143H111L110 142V145L109 146H111V144L113 145V144H116L117 146H118V148H116V147H114V146H111L109 149H114V148H116L115 150H114V152L112 151H110V153H114L113 154V157H115V151L118 149V153H119V150H120V152L122 153V150H123V152H124V150L126 151V153H128V151H129V153L131 152V150L133 149L132 147H134L135 146V144L136 143H138L137 141H138V138L139 137H141L139 140H141V139H145L148 135H150L149 133H150V131L149 130H151V132H152V130H154V129H157L158 128V132L160 133V134H165L166 135V137H167V139H168V141H170V146L171 147H173L174 145V147H176V149H178L179 147H181V148H183V149H185L184 150V152L186 151V157H188L187 159H186V157H183V156H181V155H177L176 153H177V151L178 150H180V149H178L177 151H175V148H174V150H173V152H175L174 154H172L171 153V155L169 156V158L167 157V158H165L166 156H164V157H162L163 159H165V161H167V164L164 162V164H163V162H162V158H160L161 157V154L159 155V153H158V155L160 156L159 158H160V160H161V162H159V163H161L162 164V166H161V164H160V166L161 167H163L162 169L164 170V168L166 167V169H167V167L169 168V170H174L176 167L178 168L179 167V171H182V168L183 167H185L187 164H188V162L187 161H189V156H187L188 155V153H189V151L191 152H194L193 154H192V152H191V154L189 153V155H191V159L193 160V167L195 168L196 166H198L199 165V163H200V159L202 158V157H204V158H207V157H209V155L211 156V154L213 155L214 153H215V156H216V152H215V149H217L218 148V146L220 147V152H219V156H218V161H220L221 160V162H220V165L222 166V165H226V149H227V147H228V141H227V139L228 138H225L224 137V135H222V136H220L218 139H220V141H221V144H220V142H218V144L216 143V145L217 146H212L213 144H214V141H213V139L216 137V135H210L209 137L208 136H206V132H207V130H208V127H209V125L214 121V119L216 118V116H219L220 114H226L225 113V111H226V109H227V107H228V105L230 106V103H232V105H234V106H238V107H245V106H255L256 107V105H257V107L255 108V111H257V117L258 118H260L259 117V115H261L262 113H264V17H262V16H264L263 14H264V3H262L261 4V1L260 2H258V3H260L261 5H260V7H259V9H258V7L256 6V4H254L255 3V1H253L252 2V0H241V5H243V7H242V9H246L247 10V14H249V15H245V13H244V17H243V15H240V14H238V15H240V17L239 18H242L243 17V19H242V21H241V19L239 20V21H241V23L240 24H242L241 25V27H239L240 29H239V31H240V34L241 35H238V34H235L237 37L239 36V38H238V40L236 39V38H233V39H236V42L235 43H238L239 44V46L240 47H246V49H244L243 51H241V53H239L238 54V52H237V50H234V51H232V50H229V48H228V44H227V41L226 42H222V40L224 39V40H226V39H229L230 37H231V39H232V37H235V35H233V36H231V33L233 32H231V30H233V29H229L230 31H229V33H230V36H229V34L228 33H226L224 30L222 31V29H221V31L224 33H226V34H228V38H227V35H226V39L225 38H223L222 39V34L223 33H221V31H219V35H220V33H221V35L219 36V38L220 39H222L221 40V44L219 43V42H217L216 43V45H214L213 44V46H216V47H212L211 49H208V48H206L207 46H205V39L207 38L206 36H208V33H209V25H210V22L214 19H216V18H214L215 16H216V14H214V12H212L211 13V11H213V10H211V11H209L210 12V15H209V18L211 19V21L208 23V18H207V20H205L204 22H203V20L199 23L198 22V24L196 25H192V27H190L189 26V28L186 26V23L185 22H187V20H185L186 19V15H187V17H188V13L187 12H184L182 9L180 10V9H177V8H171L172 6L170 5L169 6V1L168 0H165V1H158V3H156L157 1L155 0H153V4H151ZM171 1V0H170ZM174 0H172V2H173ZM175 1H180L179 3H182V4H186V3H189L190 5L192 4V6H193V3H195V2H198V1H200V0H175ZM211 1L212 0H202V5H203V7L202 8H204V9H209V6H211L210 4H211ZM214 1V0H213ZM240 1V0H239ZM239 1H237L238 3H240ZM258 1V0H257ZM51 2H52V5H54L55 7H57V6H63V5H61V3H62V0H60V1H57V0H54V1H52L51 0ZM51 2L49 1V0H0V40L2 39V38H7V39H10L8 42H10L11 40L12 41H15V43L13 42V43H11L12 45H14L15 46V49L12 51V50H10V52H12L10 55L12 56V54H13V57H11L10 59H7V58H5L6 60L5 61H3V63L5 62V65L6 66H10V68H12L13 66H17L18 68H19V65L20 64H24L25 65V63H28V60L30 59H32L31 57H32V47L30 48L29 46H28V43L30 42L29 41V39L31 40V31H30V24H31V22H32V19H35L37 16H40V15H42V16H45L44 18H43V20L46 22L47 21V18H46V16L48 17V11H49V13L51 14V12H50V10H52V9H55L54 7L52 8L51 6H50V4H51ZM65 2V1H64ZM86 2V1H85ZM109 2H113V1H110L109 0ZM114 2H115V0H114ZM134 2V1H133ZM140 2V3H141ZM67 3V2H66ZM147 3H148V5H147ZM150 3V4H149ZM177 3V2H176ZM175 3V4H176ZM179 3H177V4H179ZM199 3V2H198ZM201 3V2H200ZM215 4H216V2H214ZM257 3V5H259ZM97 4V3H96ZM110 4V3H109ZM112 4V3H111ZM110 4V5H111ZM120 4V3H119ZM118 4V5H119ZM122 4V3H121ZM173 4V3H172ZM213 4V3H212ZM48 6L49 5V7L48 8H46L45 6ZM76 5V7H74L73 9L74 10H71V12H69V14L65 17V16H63V17H65L63 20H62V23L61 22H59L60 20V18L58 19L59 21V23H56L55 24V26L57 25V24H60V27H58L60 30H59V33H57V31H55V39H57V42H58V38H60V36H61V34L63 33V32H66L65 31V29L66 28H68V26H73V24H75V23H78L81 19H82V17L84 16V15H81L82 14V12H83V14H85L84 13V11L85 10H88L89 11V18H90V20H89V23L88 24H92V23H94V22H96V20L95 19H97L98 21H97V23L98 24H96V23H94V24H96V26L93 24V26L91 25L90 26V28H92L93 30L95 29V32L97 33V31H96V28L99 30V28H101L100 27V21H101V23H102V25L103 26H105L106 24H104L102 21H105L106 20V18L108 17L107 15H109L110 13V15H113L114 16V14H112L113 12L115 13L116 11L114 10L113 12L111 11H109L110 13L108 14V10H109V8H108V10H107V8H106V6H104L105 8H106V10H105V8L103 7H97L96 5H94V4H85L84 2L83 3H78V6H77V3L75 4ZM98 5H99V3H98ZM106 5V4H105ZM114 5V4H113ZM112 5V7H114ZM118 5L116 6V7H118ZM130 5H131V3H130ZM133 5V4H132ZM174 5V4H173ZM187 5V4H186ZM195 5V4H194ZM201 5V4H200ZM101 6H103L102 4H101ZM108 6V5H107ZM122 6H124L123 4H122ZM126 6V5H125ZM133 6V7H134ZM177 6V5H176ZM179 6L180 7H182L181 6V4H179ZM178 6V7H179ZM215 6H217V5H215ZM185 7V6H184ZM183 7V8H184ZM188 7V6H187ZM187 7H185V9H186V11H188V9L189 8H187ZM200 7V6H199ZM212 7H214V6H212ZM120 9H121V7H119ZM123 8V7H122ZM126 8V7H125ZM124 8V9H125ZM255 8H256V10L258 11V12H261L262 13V15H261V18H258V19H256L257 17H255V21L254 20H252V19H254L253 17L254 16H251V15H253V13H255L256 12V10H255ZM47 9H48V11H47ZM102 9L103 10H105L106 12L105 13H102ZM118 9V8H117ZM116 9V10H117ZM124 9H122L124 12L123 13H125V11H127V10H124ZM127 9H129V7L127 8ZM190 9H191V6H190ZM197 9V8H196ZM216 9V8H215ZM214 9V10H215ZM64 10V9H63ZM68 10V9H67ZM111 10V9H110ZM192 10V9H191ZM201 10V9H200ZM217 10V9H216ZM252 10H254L253 12H252ZM119 11V10H118ZM143 11V10H142ZM190 11V10H189ZM188 11V12H189ZM194 11V12H193ZM193 11H190L189 12V14H191V12H193V14L195 13V10H193ZM202 11H203V9H202ZM241 11V10H240ZM239 11V12H240ZM30 14H29V13ZM66 12V14H67V11H65ZM204 12H205V10H204ZM217 12H220V11H217ZM251 12H252V14H251ZM258 12H256L257 14H258ZM29 15H28V14ZM58 13V12H57ZM62 13V12H61ZM122 13V12H121ZM155 13H158L157 15V17H156V19H154L155 17H154V14ZM206 13V12H205ZM216 13V12H215ZM238 13V12H237ZM59 14V13H58ZM57 14V15H58ZM116 14V13H115ZM119 14V13H118ZM148 14H151V15H153L152 17H153V19H154V21L152 20V21H147L149 18L148 17H150V15L148 16ZM218 14V13H217ZM242 14H243V11H242ZM26 15H28V16H26ZM52 15H54V14H52ZM127 15V16H128ZM198 12H197V15H195L196 17H198ZM50 16L51 15H49V17H48V19L50 18ZM82 16V17H81ZM119 16H120V19L119 20H123L124 18H121V15L119 14ZM122 16H125V14L124 15H122ZM156 16V15H155ZM192 16V15H191ZM191 16H189V17H191ZM194 16V15H193ZM201 15H199V17H200ZM204 16V15H203ZM202 16V17H203ZM219 16V15H218ZM236 16V15H235ZM81 17V18H80ZM84 17H88L87 15H85ZM109 17H112V16H109ZM115 17V16H114ZM118 17V15L116 16V18ZM195 17V18H196ZM198 17V18H199ZM205 17V16H204ZM219 17H221V12H220V16ZM237 17V16H236ZM235 17V18H236ZM237 17V18H238ZM20 18V19H19ZM41 18V17H40ZM52 19H54L53 18V16L51 17ZM119 18V17H118ZM131 18H133V21L131 20ZM194 18V17H193ZM218 18V17H217ZM21 19H24V21L22 22L21 21ZM84 19V18H83ZM111 19V18H110ZM109 18L107 19V22H109L108 20H110ZM151 19V18H150ZM218 19H220V18H218ZM250 20L251 22H249V23H247V20ZM56 20V19H55ZM55 20H54V22H55ZM93 20H95L94 22H93ZM199 20V19H198ZM197 20V21H198ZM213 20V21H214ZM83 21V20H82ZM111 21V20H110ZM132 21V22H131ZM191 21V20H190ZM217 21V20H216ZM218 21H220V20H218ZM237 21V20H236ZM235 21V22H236ZM252 21H254V22H252ZM81 22V21H80ZM79 22V23H80ZM86 22V24H87V21H85ZM84 22V23H85ZM91 22V23H90ZM114 22V21H113ZM115 22H117V23H119V21H115ZM114 22V23H115ZM215 22V21H214ZM213 22V23H214ZM234 22V23H235ZM82 24V25H85V24ZM187 23H189V21L187 22ZM212 22H211V24H213ZM216 24H217V22H215ZM52 23H50V25H51ZM87 24V25H88ZM111 24H113V23H111ZM116 24V23H115ZM194 24V23H193ZM238 24V23H237ZM248 25L249 27L246 29L244 26L245 25ZM42 25H44L43 24V22H42ZM82 25H80V27H82ZM98 25H99V27H98ZM109 25V24H108ZM119 25V24H118ZM127 25V24H126ZM188 25H190V23L188 24ZM215 25V24H214ZM213 25V26H214ZM233 25V24H232ZM239 25V24H238ZM39 26V25H38ZM47 26H48V24H47ZM74 26H78L77 24L76 25H74ZM74 26L73 27H71V28H73V29H70V30H74ZM95 26V27H94ZM103 26H102V28H103ZM115 25H113V27H114ZM122 26V27H123ZM216 26V25H215ZM214 26V27H215ZM40 27V26H39ZM57 27V26H56ZM79 27V31H77V29L76 30H74L75 32L73 33V32H71L70 34H72L70 37H66V38H68L66 41H68L69 42V44H72L73 43V46H74V48H73V50L75 51V49L76 48H78L79 46H81L82 48L80 49V47H79V49H77V50H84V45H88V44H86V43H89V42H87V41H84V39H86V28H89V26L87 27L86 26V28H80ZM119 27V26H118ZM237 27V26H236ZM235 26L233 27L234 28V30H235V28H236ZM247 27V26H246ZM216 28V27H215ZM34 29V28H33ZM63 29V30H62ZM80 29H82V30H80ZM92 29H90L91 30V32H90V30L89 31H87V34L89 33V35L90 34H94L95 32L93 31V33H92ZM107 29H109L110 30V28H108L107 27ZM106 29V30H107ZM115 29V28H114ZM114 29L112 30V31H114ZM120 29H121V27H120ZM238 29V28H237ZM49 30V29H48ZM68 31L67 32H69V29H67ZM85 30V31H84ZM101 30V29H100ZM109 30H107V32L106 31H103V35H105V34H107L108 35V32H109ZM212 30V29H211ZM34 31H35V29H34ZM41 31V30H40ZM39 31V32H40ZM82 31H84V32H82ZM111 31V32H112ZM121 31V30H120ZM119 31V32H120ZM128 31V32H127ZM46 35H48V31L46 30ZM49 32H53V30L51 29V31H49ZM102 32V31H101ZM106 32V33H105ZM110 32V33H111ZM117 33H118V31H116ZM214 32H215V30H214ZM228 32V31H227ZM235 32H238V30L237 31H235ZM51 33H50V36H51ZM105 33V34H104ZM115 33V32H114ZM114 33H112V35L114 34ZM116 33V34H117ZM212 33V32H211ZM211 33H209V35L211 34ZM234 33V32H233ZM239 33V32H238ZM36 34V33H35ZM43 34H45V32L44 33H42L41 34V36L43 35ZM60 34V35H59ZM131 34V35H130ZM214 34V33H213ZM216 35H217V33H215ZM33 35V34H32ZM46 35H44L45 37H46ZM53 35V34H52ZM63 35H64V33H63ZM66 35H67V33H66ZM95 35V34H94ZM102 35V34H101ZM101 35H98L100 38L101 37H104V36H101ZM115 35V34H114ZM130 35V36H129ZM225 35V34H224ZM43 36V37H44ZM49 36V39L51 38ZM68 36V35H67ZM110 36H111V34H110ZM211 36H213V35H211ZM33 37V36H32ZM53 37V36H52ZM62 37L63 36H61V38H60V40H62ZM89 37V36H88ZM98 37V38H99ZM114 38H116L115 36H113ZM206 37V38H205ZM217 37V36H216ZM223 37H225V36H223ZM37 38L39 39V41H40V36H37ZM94 38V37H93ZM97 38V37H96ZM95 38V40L93 41H90V43H92V42H98L100 39H96ZM182 38V39H181ZM219 38H216L217 40L219 39ZM33 39V38H32ZM44 39H46L45 40V42L48 40L47 39V37L46 38H44ZM43 39V40H44ZM55 39H51V40H55ZM89 39H90V37H89ZM103 39V38H102ZM108 39H110V38H108ZM208 39H210V38H208ZM216 39H213V40H215L214 42H216ZM219 39V40H220ZM4 40V39H3ZM36 40V39H35ZM87 40V39H86ZM106 40V39H105ZM104 40V41H105ZM34 40H31V42L29 43V44H31L32 42H33ZM39 41H38V44H39ZM42 41V40H41ZM40 41V42H41ZM66 41H64V39H63V41L61 42V44L59 43V46L61 47V50H63V54L62 53H60L59 52V54H62V55H64V56H61L62 58L64 57V58H67V56L69 55V53H72V52H74V51H72V47H71V51L70 52H68L67 50H69L66 46L67 45H64L63 43L65 42L66 43ZM83 41L85 42L84 43V45H83ZM89 41V40H88ZM108 40H106V42H107ZM230 41V40H229ZM232 41H234V40H232ZM232 41H230L231 43H232ZM238 41V42H237ZM1 42V41H0ZM35 42V41H34ZM37 42V41H36ZM44 42V44H46ZM51 42V41H50ZM49 42V44H51ZM54 42V41H53ZM56 42V41H55ZM56 42V44H58ZM67 42V43H68ZM213 42V41H212ZM229 42V43H230ZM6 43V42H5ZM100 43V42H99ZM230 43V44H231ZM2 44H3V42H2ZM93 44H95V43H93ZM92 44V45H93ZM106 44V43H105ZM141 44H145L144 46L143 45H141ZM217 44H220V45H217ZM237 44V45H238ZM5 45V44H4ZM6 45H7V47L9 48L10 46H8L9 44L8 43H6ZM32 45V44H31ZM33 45H35L36 46V44L34 43ZM47 45H48V43H47ZM53 45V44H52ZM52 45H51V47H52ZM83 45V46H82ZM91 45V46H92ZM97 45V44H96ZM101 45V44H100ZM99 45V46H100ZM212 45V44H211ZM43 46V45H42ZM42 46H38L39 48H41ZM58 46V45H57ZM59 46H58V48H59ZM69 46V45H68ZM120 46V47H119ZM6 47V46H5ZM13 47V46H12ZM11 47V48H12ZM37 47V46H36ZM44 47V46H43ZM51 47H48L49 49L51 48ZM53 47H55V48H57L56 46H53ZM52 47V48H53ZM65 47H66V49H65ZM89 47V46H88ZM101 47V46H100ZM119 47V48H118ZM210 47V46H209ZM1 48V47H0ZM33 48H34V46H33ZM39 48H37V49H39ZM44 48H47V47H44ZM44 48H41V49H44ZM51 48V49H52ZM87 48V47H86ZM124 47H123V49H125ZM180 48H182V50H184V54H181L180 53ZM231 48V47H230ZM2 49L3 50H6L4 47H2ZM37 49H36V51H37ZM49 49H44V50H46V51H49ZM50 49V50H51ZM90 49H92V48H90ZM97 49V48H96ZM100 49H98L99 51H101ZM229 51H228V50ZM1 50V49H0ZM34 50H35V48H34ZM44 50H42L41 52H42V54H46L47 52L45 51V53L43 52ZM59 50H60V48H59ZM89 50V49H88ZM227 50V51H226ZM98 51V52H99ZM106 51H104V52H106ZM147 51V53H149L148 54V61H146V59L144 60L145 62H143V63H139V64H137L136 65V60H137V58H138V55H142V53H145ZM150 51V52H149ZM232 52V54H230L231 52ZM38 52H40V51H38ZM80 52V51H79ZM102 53V52H100L101 54H105V53ZM117 52H121V53H117ZM226 52V53H225ZM2 53H3V51H2ZM88 53V54H87ZM87 53H85V54H87V55H90V54H92V55H94V56H99V55H96V54H94L93 52H88L87 51ZM90 53V54H89ZM147 53H145V54H147ZM225 53V54H224ZM1 54V53H0ZM35 54V53H34ZM36 54H37V52H36ZM41 54V55H42ZM74 54V53H73ZM76 54H78L77 53V51L75 52V54H74V56H76ZM84 54V55H85ZM115 54V55H114ZM144 54V55H145ZM72 55V54H71ZM69 56V58L72 60V58L74 57V56ZM91 55V57H93ZM238 55V56H237ZM240 55V56H239ZM58 56V55H57ZM57 56H55V58H53L54 56H52L51 55V57H50V59L48 58L47 60H45V59H43L44 61H42V59H41V61H40V59H35L37 56H34L35 58L33 59V60H36V62H42L43 63V65H41V69H43V67H44V69H43V71H46L45 72V74L47 73L48 74V72H49V76H50V73L53 71V70H51V68L53 69H55V70H57V67L55 68L54 67V65L55 64H58V61H59V57H57ZM79 56V55H78ZM102 56V55H101ZM105 56V55H104ZM103 56V57H104ZM110 56V57H111ZM143 56V55H142ZM10 57V56H9ZM39 58L41 57L40 55L38 56ZM57 57V58H56ZM103 57H101V59L103 58ZM106 57H108V54H107V56ZM105 57V58H106ZM111 57V58H112ZM144 57V56H143ZM143 57H142V59H143ZM63 58V59H64ZM95 58V57H94ZM94 58H92L93 60H94ZM98 58V57H97ZM109 58V57H108ZM108 58H106V59H108ZM111 58H110V63H113L112 62V60H111ZM146 58V57H145ZM68 59V58H67ZM69 59V60H70ZM74 59V58H73ZM78 59H81V57H79ZM115 59V60H114ZM2 60H4V59H2ZM61 61H63V62H65L64 60H62V59H60ZM69 60H66V63L67 62H69ZM75 60V59H74ZM97 60V59H96ZM139 60V59H138ZM10 61V63H8ZM73 61V60H72ZM81 61H82V59H81ZM87 61V60H86ZM98 61H100V56H99V60ZM97 61V62H98ZM103 61V60H102ZM106 62H107V60H105ZM31 62V61H30ZM33 62V61H32ZM35 62V61H34ZM60 62V61H59ZM77 62V61H76ZM79 62V61H78ZM88 62H90L89 60H88ZM88 62H85V65H86V63L87 64H89ZM97 62H95V64L94 65H96V63ZM138 62V61H137ZM140 62H141V59H140ZM2 63V64H3ZM80 63V62H79ZM91 63H93L92 61L90 62V64ZM100 63H101V61H100ZM103 63H104V61H103ZM103 63H102V65L100 66V65H98L99 67H101V68H103L102 66H103ZM29 64H31V63H29ZM29 64H27L28 66H32V65H29ZM32 64H34V63H32ZM72 64V65H73ZM89 64V65H90ZM99 64V63H98ZM0 65H1V62H0ZM4 64L3 65H1V66H5ZM24 65H21L20 67L22 68V66L23 67H25ZM26 65V66H27ZM36 65V64H35ZM35 65L33 66V67H35ZM88 65V67H86V68H88V70H91V72H93L92 70H93V65L91 64V66H89ZM51 66H53V67H51ZM56 66V65H55ZM78 66V69H79V67L81 66L82 67V69L79 71V72H77V70H76V67ZM87 66V65H86ZM33 67H31L32 68V70L34 69ZM59 67V66H58ZM90 67L92 68V69H90ZM97 67V66H96ZM116 67V66H115ZM10 68H8V69H10ZM15 68V67H14ZM18 68H17V71H19L18 70ZM98 68V67H97ZM96 68V70H97V72H99V70L98 69H100V68H98L97 69ZM16 69V68H15ZM15 69H13V70H15ZM112 69V68H111ZM10 70H12V69H10ZM20 70H23V68L22 69H20ZM50 70H51V72H50ZM68 70H66V72L68 71ZM95 69H94V73H95V71H96ZM102 70V69H101ZM103 70H105V69H103ZM134 70V71H133ZM24 71V70H23ZM25 71H27L28 72V70H25ZM31 71V70H30ZM29 71V72H30ZM35 71L38 73V71L35 69ZM40 71V70H39ZM42 71V72H43ZM86 71V72H85ZM122 71V72H121ZM124 71V72H123ZM10 72V71H9ZM15 73H16V70L14 71ZM14 72H13V74H14ZM35 72V73H36ZM65 72V71H64ZM63 72V73H64ZM73 72V74H71ZM96 72V73H97ZM126 72V74H124L125 76H124V78L127 76V74L128 75H130L128 78L129 79H127L128 81L124 84V86H123V89L122 90H120V92L118 93L117 91L115 92V93H111V92H113L112 91V89H114V88H116V86L114 85V81H116L117 82V79H118V76H120L121 74H123V73H125ZM12 73V72H11ZM36 73V74H37ZM41 72H39V74H40ZM55 73L57 74V71H55ZM62 73V74H63ZM88 75H87V74ZM100 73V72H99ZM105 73V72H104ZM108 73V72H107ZM29 74V73H28ZM39 74H37V75H35V77L37 76L38 77V75ZM51 74H53V73H51ZM58 74H59V72H58ZM61 74V76H63ZM98 74V73H97ZM15 75V74H14ZM18 75V74H17ZM25 75V74H24ZM33 75V74H32ZM64 75H66L65 73H64ZM87 75V76H86ZM92 75V74H91ZM94 75V74H93ZM99 75V74H98ZM97 75V76H98ZM18 76H20V75H18ZM22 76V75H21ZM21 76H20V79H22L21 78ZM28 76V75H27ZM31 76V75H30ZM39 76H41V75H39ZM42 76H44V75H42ZM41 76V77H42ZM89 76V77H88ZM97 76H95L94 78H96ZM7 77H9V75L7 76ZM12 77H17V76H13L12 75ZM12 77H11V79H12ZM26 77V76H25ZM45 77H47V76H45ZM51 77V76H50ZM88 77V78H87ZM121 77H123V76H121ZM120 77V78H121ZM19 78V77H18ZM31 78V77H30ZM30 78H28V79H30ZM92 78V77H91ZM98 78H99V76H98ZM99 78V79H100ZM127 78V77H126ZM185 78H187V79H189V87L192 89H190L191 91H193V93L191 94V95H189L188 97H190V98H187V100L184 102V103H182L181 105H178V106H176V105H173V106H171V104H172V101L170 102V106L168 107V111H167V120H163L162 119V116H164L163 115V113L165 112V101L167 100V99H165V97H168V96H165L166 95V90H165V92L164 91H162V89L164 90L166 87L165 86H168V85H166V83H167V81L170 79H172L173 81V87H175L177 84L175 83V82H178V80H182V79H185ZM2 79V78H1ZM0 79V101H2V103L4 102V101H7L8 99H9V97H10V91L12 90V85L14 84V82L16 81V79L17 78H13V80L12 81H10V79L9 80H1ZM24 79V78H23ZM41 79H44V78H41ZM97 79V78H96ZM101 79H100V82H101ZM116 79V80H115ZM186 79V80H187ZM19 80V79H18ZM30 80H32V79H30ZM49 80V79H48ZM51 80V79H50ZM49 80V81H50ZM53 80V79H52ZM62 80V79H61ZM121 80V82L123 81V79H118V82H117V84H119L120 85V87H121V84H120V81ZM186 80H185V82H186ZM10 81V82H9ZM44 81V80H43ZM45 81L47 82V80L45 79ZM65 81V80H64ZM94 81V80H93ZM165 81H166V83H165ZM183 81V80H182ZM182 81L180 82H178V83H182ZM188 81V80H187ZM16 82H18V81H16ZM66 82V81H65ZM83 82V83H82ZM84 82H86L85 84H84ZM95 82H99V81H95ZM19 83H22V82H19ZM24 83H29V82H24ZM30 83H33V86H32V84L30 85V87H33V88H35V86L37 87L38 86V82L37 81H34V78H33V81L32 82H30ZM45 83V82H44ZM49 83V82H48ZM80 83H82V84H84V86L85 87H83V90H82V92L83 93H80V94H78V91H79V87H80ZM102 83V82H101ZM124 83V82H123ZM164 83V84H163ZM170 83H171V81H170ZM50 84V83H49ZM48 84V85H49ZM100 84V83H99ZM169 84V83H168ZM174 84H176L175 86H174ZM19 85V84H18ZM17 85V86H18ZM26 85V84H25ZM39 85H41L40 83H39ZM45 85V84H44ZM47 85V86H48ZM53 85V84H52ZM51 85V86H52ZM165 85V86H164ZM170 85H172V84H169V86ZM42 86H43V84H42ZM50 86V87H51ZM82 86V85H81ZM97 86H99L98 84H97ZM29 87V85L28 86H25V90L24 91H26V89H28V88H30ZM43 87H45V86H43ZM163 87H165V88H163ZM24 88V87H23ZM52 88V87H51ZM170 88H172V87H170ZM15 89V88H14ZM32 89V88H31ZM31 89H29V90H31ZM36 89V88H35ZM38 90L36 91V93H38V91H40V89L41 88H37ZM91 89H92V91H93V89H94V91L97 93V94H95V92L94 93H92V94H90L89 92H92L91 91ZM118 91H119V88L117 87L116 88ZM116 89H114V91L116 90ZM23 90L22 91H20L19 93H22L23 92ZM33 90V89H32ZM47 90H49V89H47ZM46 91V90H45ZM30 92H32V91H29V93ZM162 92H164V93H162ZM24 93V92H23ZM22 93V94H23ZM46 93V92H45ZM86 93H88V94H90V95H92V97H90V95L88 96V98H90V100H88V98H87V96H86ZM112 94V96H110L111 94ZM154 93V94H153ZM28 94V93H27ZM32 94V93H31ZM76 94H78L79 95V97H78V95H76ZM154 95V98H153V95ZM258 94H261V99H259L260 101V105L258 104V98H259V95ZM12 95V94H11ZM19 95V94H18ZM26 95V94H25ZM32 95H34V92H33V94ZM37 95V94H36ZM41 95V94H40ZM39 95V96H40ZM162 95H164L165 97H164V99H163V97H162ZM29 96V95H28ZM110 96V97H109ZM18 97H20V96H18ZM18 97H16V98H18ZM21 97H22V95H21ZM20 97V98H21ZM23 97H24V95H23ZM22 97V98H23ZM30 97V96H29ZM42 97V96H41ZM41 97H40V99H41ZM44 97H42V98H44ZM112 97V98H111ZM170 97V96H169ZM174 97H175V95H173L172 96V98H170V100H173L174 99ZM26 98V99H25ZM32 98V97H31ZM35 98H37V97H34V99H33V103H34V101L35 100H39V99H35ZM91 98H92V100H91ZM10 99H12V98H10ZM24 99L27 101V96H25L24 97ZM70 99H72V100H70ZM17 100H20V99H17ZM17 100H15L14 102H16ZM63 100H66V102H68L69 100V102L68 103H66V106H67V104L68 105H70L71 104V101H72V104H73V108L74 109H72V111H71V113L69 112L68 114H64V113H66V111H64V107H66L65 105L63 106V108L61 107V103L62 102H64ZM68 100V101H67ZM9 101V100H8ZM24 101V100H23ZM25 101V102H26ZM37 101H35V103H37ZM39 102H40V100H39ZM8 103V102H7ZM6 103V104H7ZM10 103V102H9ZM19 104H17V105H20V103L22 104V101L21 102H18ZM31 103V102H30ZM29 103V104H30ZM169 103V102H168ZM6 104H5V107H6ZM32 104V103H31ZM167 104V103H166ZM9 105V104H8ZM11 105L13 106V103H11ZM0 106H2V105H0ZM28 106V105H27ZM15 107H16V105H15ZM29 107H32V106H30L29 105ZM4 108V107H3ZM3 108H2V110H3ZM13 108V107H12ZM24 108H25V106H24ZM23 108V109H24ZM57 108V109H56ZM9 109V108H8ZM14 109V108H13ZM22 109V110H23ZM26 109H27V107H26ZM26 109H24L25 110V112H26ZM68 109V108H67ZM66 108H65V110H67ZM200 109H202L201 111H200ZM21 110V111H22ZM24 110H23V115H24ZM43 110V109H42ZM46 110V111H45ZM203 110L204 111H207L206 113H204L203 112ZM220 110V111H219ZM9 111H10V109H9ZM8 111V112H9ZM34 111V110H33ZM69 111V110H68ZM228 111V110H227ZM7 112V113H8ZM27 113V112H26ZM20 114H21V112H20ZM104 114H106V112L104 113ZM240 114V113H239ZM18 115V114H17ZM28 115V114H27ZM26 115V116H27ZM10 116V115H9ZM20 116H22V114L20 115ZM64 116H66L65 117V120H64V122H63V118H64ZM15 117V116H14ZM13 117V118H14ZM18 118H20V119H18V120H20V123H22V121H24L25 119L22 117V119H21V117H19V116H17ZM103 117V116H102ZM3 118V117H2ZM6 118V117H5ZM88 118V119H87ZM93 118V119H94ZM4 119V118H3ZM2 119V120H3ZM10 119V118H9ZM41 119V120H40ZM44 119H46V121H44ZM67 119V120H66ZM92 119V121H94ZM104 119V120H105ZM242 120V117L240 116V117H237V124H235L236 125V127H235V129H234V132H237V133H234L233 134V137H237L238 136V131H239V123L241 122V124L243 125L245 122H243V120ZM245 119V118H244ZM13 120V119H12ZM16 120V119H15ZM14 120V121H15ZM22 120V121H21ZM28 120L26 121V122H28ZM97 120L98 119H96V123H97ZM110 120V121H111ZM256 120V119H255ZM17 121V120H16ZM44 121V122H43ZM67 121H68V125H67ZM238 121H239V123H238ZM2 122V121H1ZM10 122H11V120H10ZM34 122H37L38 123V125L41 127V129H39V130H37V129H35V127H37L36 126V124L34 125L35 127H33L31 124H33ZM8 123V122H7ZM14 122L12 121L11 122V124L12 125H14L13 124ZM95 123V124H96ZM6 124V123H5ZM10 124V123H9ZM9 124H7V125H5V126H7L8 127V125ZM10 124V125H11ZM19 124V123H18ZM84 124V125H85ZM83 125V127H84V129H87V127H88V125ZM93 123H91V125H92ZM94 124V125H95ZM240 124V125H241ZM11 125V126H12ZM20 125V124H19ZM23 125V124H22ZM25 125H24V127H25ZM31 125V126H30ZM93 125V126H94ZM97 125H98V123H97ZM97 125H96V127H97ZM247 125V124H246ZM0 126H2V125H0ZM11 126L10 127H8V129H7V127L6 128H4V127H0V129L1 128H4L5 130L7 129V131L8 130H14V129H9V128H11ZM18 126V125H17ZM29 126V127H28ZM53 126H55V125H53ZM248 126V128H245V129H247L248 131H250V130H252L253 129V127L255 126V124H254V121H253V123H249V125H247ZM15 127V126H14ZM22 127V126H21ZM24 127H22V128H19V131H20V129L22 130ZM56 127V126H55ZM68 127V128H67ZM82 127V128H83ZM103 127H102V129H103ZM157 127V128H156ZM13 128V127H12ZM16 128V127H15ZM18 128V127H17ZM71 128V129H72ZM73 128V129H74ZM82 128H80V131L79 132H81L82 130ZM179 128V131H177L176 129H178ZM242 128V127H241ZM243 128H244V126H243ZM4 129H3V133L5 132L4 131ZM24 129H26V128H24ZM23 129V130H24ZM70 129V130H71ZM73 129H72V132H73ZM106 129H108V131H106ZM41 130V131H40ZM69 130V131H70ZM91 130V129H90ZM98 130V129H97ZM101 130V129H100ZM99 130V131H100ZM7 131L4 133V134H1L2 136L3 135H5V134H7ZM9 131V132H10ZM17 131V130H16ZM19 131H17V132H19ZM38 131H40V133H37ZM56 131H57V129H56ZM75 131V130H74ZM102 131V130H101ZM9 132H8V135H9ZM22 132V131H21ZM24 132V131H23ZM26 132V131H25ZM49 132V133H48ZM59 132V131H58ZM71 132V135L72 134H74V133H72ZM82 132H86V131H82ZM88 132H90V131H88ZM146 132H149L148 133V135L146 134ZM157 132V131H156ZM157 132V133H158ZM10 133H12V132H10ZM27 133V132H26ZM27 133V134H28ZM31 133V134H30ZM43 133H42V135H43ZM51 133H53V131L51 132ZM54 133H55V128H54ZM84 133H82V135L81 134H79L78 136H77V134H76V137H78V138H82V136L84 135ZM157 134V135H159L160 136V134ZM14 134H17L16 132H14L13 133V135H12V138H15V136H14ZM19 135H21L20 133H18ZM69 135H70V133H68ZM67 134V135H68ZM86 135H89L90 136V134L88 133L87 134V132L85 133ZM143 134H146L147 136L145 137ZM156 134V133H155ZM8 135H7V139H9L10 140V138L8 137ZM18 135V136H19ZM22 135H25V133L24 134H22ZM21 135V136H22ZM41 135V136H42ZM54 135V134H53ZM57 135V134H56ZM69 135L66 137V139L69 137ZM141 135V136H140ZM142 135H143V138H142ZM14 136V137H13ZM28 136L26 135L25 137L27 138V140H28ZM39 136V135H38ZM51 136H52V134H51ZM88 136V137H89ZM155 136V135H154ZM158 136V137H159ZM190 136V137H189ZM6 137V136H5ZM17 137V136H16ZM50 137V136H49ZM54 137H55V135H54ZM57 137H59V138H61V136H58L57 135ZM65 137H64V139L62 138V140L61 139H59V138H57V141L59 142L60 140V142L61 143H58V144H60L59 146H61V144H62V141H63V143H64V140H65ZM75 137V136H74ZM75 137V138H76ZM83 137H85V136H83ZM88 137H86V138H88ZM92 137L89 139L90 140V143L93 141H91V139H92ZM158 137L156 138V140L158 139ZM164 136H162V138H163ZM166 137L164 138V139H166ZM0 138H1V136H0ZM22 138V137H21ZM38 139H39V137H37ZM42 138V137H41ZM52 138V137H51ZM70 138H71V136H70ZM69 138V139H70ZM160 139V140H163V139ZM184 138V140H185V142L182 144V143H179L178 141L180 140V139H183ZM1 139H4V137L3 138H1ZM6 139V138H5ZM17 138H15V140H16ZM25 139V138H24ZM37 139V140H38ZM43 139V138H42ZM45 139V142H46V139L47 138H44ZM43 139V140H44ZM52 139H54V138H52ZM59 139V140H58ZM11 140H13V139H11ZM18 140V139H17ZM16 140V141H17ZM23 140V139H22ZM21 140V141H22ZM26 140V139H25ZM24 140V141H25ZM50 140V139H49ZM55 140V139H54ZM68 140V139H67ZM74 139H72L71 141H70V143L73 141ZM76 140V139H75ZM74 140V141H75ZM108 140L109 139H107V141L106 142H108ZM149 142H150V137H149ZM5 142H6V140H4ZM3 141V142H4ZM29 141V140H28ZM30 141H32L33 142V140H30ZM39 141V140H38ZM56 141V140H55ZM55 141H54V144H56L55 143ZM83 142V140H81V139H79V142L78 141H76V143L73 145V142H72V145L75 147V145L77 144V143H80V145H81V143ZM143 141V140H142ZM145 141V140H144ZM167 141V142H168ZM187 141H190V143H192V144H190V145H192L191 147H190V145H188V143H187ZM15 142V141H14ZM23 142V141H22ZM21 142V143H22ZM27 142V141H26ZM44 141H42L41 139H40V141H39V145L40 144H42ZM48 142V141H47ZM46 142V143H47ZM67 142V141H66ZM88 142V141H87ZM100 142H99V145H98V147L100 148ZM106 142H105V144H106ZM149 142H144L145 144L147 143L148 145H149ZM0 143H1V141H0ZM13 143V142H12ZM19 143H20V141H19ZM18 143V144H19ZM29 143H31V142H29ZM50 145H52V141H50ZM89 143V142H88ZM89 143V144H90ZM93 143V142H92ZM93 143V144H94ZM141 144H142V142H140ZM143 143V144H144ZM151 143V142H150ZM6 144V143H5ZM10 144V143H9ZM15 144H17V142H15ZM23 144V143H22ZM28 144V142L25 144L24 143V145H27ZM34 144V143H33ZM35 144H37V143H35ZM58 144H56L57 146H58ZM67 144V143H66ZM66 144H64V145H66ZM104 144V143H103ZM103 144L101 145V146H103ZM139 144V143H138ZM138 144H136V145H138ZM168 144V143H167ZM173 146H172V145ZM1 145V144H0ZM4 145V144H3ZM7 145H8V142H7ZM32 145V144H31ZM46 145V144H45ZM67 145H69V144H67ZM71 145V144H70ZM79 145V144H78ZM77 145V146H78ZM84 145V144H83ZM88 145V144H87ZM169 145V144H168ZM10 146V145H9ZM11 146H13L12 144H11ZM15 146V145H14ZM20 146H22V145H20ZM19 145L17 146V147H20ZM28 146H29V144H28ZM35 147H36V145H34ZM42 146V148L44 147L43 145H41ZM47 146V145H46ZM49 146V145H48ZM54 146V145H53ZM76 146V147H77ZM85 146V145H84ZM83 146V147H84ZM89 146H91V145H89ZM108 146V147H109ZM139 146V145H138ZM142 146V145H141ZM185 148H184V147ZM6 147H8V146H6ZM6 147H2L1 146V148L4 150V148L6 149ZM16 147V148H17ZM23 147V146H22ZM30 147V146H29ZM50 148L49 149H46V148H43V150L44 149H46V151L48 150V154H52V153H54L53 151H55L56 150V148L54 149V147H52V146H49ZM62 147V146H61ZM60 147V148H61ZM66 147V146H65ZM64 146H63V148H65ZM71 147L72 146H70V151H72L71 150ZM82 147V148H83ZM88 146H86V147H84L83 149H81L82 150V152L84 151H86L85 152V154H84V152L82 153V155L83 156H77V158L75 157V156H73L72 155V153H74V152H72V153H70V151L68 152L67 150V154H65V156L66 155H68V156H66V158L64 157H57V156H59V154L58 153H56L57 154V156H53V154H52V156H51V154H50V157L49 158H51V157H54V158H62L61 159V162L59 163L57 160H54V162L56 163V161L61 165L62 163V165L60 166H57L58 168L59 167H61L62 168V166L65 164L64 162H65V160H66V162H67V160H69L70 161V156H72V158L73 157H75L76 159H78V157H81L82 158V161L85 159L84 157L86 156L87 157V159L89 160V161H91L90 159L91 158H88V157H90V156H87L86 154H88L89 152L88 151H91L92 150V148L94 147L95 148V145L94 146H91V150H87V149H89V148H87ZM105 147H106V145H105ZM114 147V148H113ZM140 147V146H139ZM144 147V145L142 146V148ZM145 147H146V145H145ZM15 148V149H16ZM26 148H28L27 146H26ZM40 148V147H39ZM48 148V147H47ZM59 148V147H58ZM59 148V149H60ZM62 148V149H63ZM69 147H67V149H68ZM73 148V147H72ZM78 148H80V147H78ZM77 148V149H78ZM87 148V149H86ZM135 148V147H134ZM147 148H149V146H147ZM172 148V149H173ZM9 149L11 150V148L9 147ZM14 149V150H15ZM21 149V148H20ZM24 149V148H23ZM29 149V148H28ZM27 149V151H29ZM76 148H75V150H77ZM84 149H86V150H84ZM137 149V148H136ZM139 149V148H138ZM150 149V148H149ZM183 149H181V150H183ZM7 150V149H6ZM32 150H33V148H32ZM32 150H30V152L32 153V152H35V151H37L38 150V147H37V150L35 149L34 151H32ZM40 150H42V149H40ZM58 150V149H57ZM56 150V151H57ZM69 150V149H68ZM74 149H73V151H75ZM80 150V149H79ZM94 150V149H93ZM92 150V151H93ZM135 150V149H134ZM134 150H132V151H134ZM140 150V149H139ZM143 150H144V148H143ZM142 150V151H143ZM1 151V150H0ZM13 151V150H12ZM16 151V150H15ZM18 151H20L21 152V150H18ZM24 151V150H23ZM39 151V150H38ZM37 151V152H38ZM45 151V150H44ZM44 151H42V152H44ZM65 151V150H64ZM64 151H62L61 152V150L59 151V152H61V153H63ZM108 151V150H107ZM145 152L146 151H148V149H146L145 148V150H144ZM14 152V151H13ZM19 152V155L21 154ZM30 152H28V154L30 153ZM58 152V151H57ZM80 152V151H79ZM88 152V153H87ZM136 152V151H135ZM135 152L134 153H130L131 155H133V154H135ZM149 152V151H148ZM188 152V153H187ZM3 153H5V152H3L2 151V154ZM7 153V152H6ZM15 153H17V151L15 152ZM26 153L27 152H25V153H23V154H25L26 155ZM36 153V152H35ZM44 153H46V152H44ZM54 153V155H56ZM64 153H66V152H64ZM93 152H91V154H92ZM126 153H125V155H126ZM128 153V154H129ZM137 153V152H136ZM143 153V152H142ZM147 153V152H146ZM146 153H143V154H146ZM157 153V152H156ZM156 153H154V154H156ZM180 153H181V151H180ZM0 154H1V152H0ZM22 154V155H23ZM39 154H40V152H39ZM47 154V155H48ZM123 154V153H122ZM126 155V157L127 156H129V155ZM152 155L153 157L155 156V155ZM178 154H179V152H178ZM4 155V154H3ZM3 155H1V156H3ZM9 155H11L10 153H9ZM8 155V156H9ZM18 155V157H16V156H13V154H12V158L13 159H15L16 160V158H21L22 157V155L21 156H19ZM30 155V154H29ZM36 155H38V154H35L34 155V153H32V156H36ZM46 155V156H47ZM61 155V154H60ZM63 155V154H62ZM89 155V154H88ZM93 155H95L94 153H93ZM92 155V158L94 157ZM103 155H105L106 156V154H103ZM119 155V154H118ZM117 154H116V159H118V157H120V156H118ZM130 155V156H131ZM193 155V156H192ZM26 156H28V155H26ZM32 156L30 155L29 157H31L32 158ZM39 156H42L41 154L39 155ZM38 156V157H39ZM129 156V157H130ZM135 156L136 155H134L133 157L135 158ZM156 156H157V154H156ZM214 156V155H213ZM11 156H9V158H10ZM15 157V158H14ZM24 157V156H23ZM45 157V156H44ZM70 157V158H69ZM122 157H124V156H122ZM121 157V158H122ZM129 157H127V158H129ZM133 157H131L132 159H134ZM259 157V156H258ZM5 158H6V154H5ZM8 158V157H7ZM8 158V159H9ZM27 158V157H26ZM35 158V157H34ZM34 158H32V160L31 161H33V160H35ZM43 158V157H42ZM46 158V157H45ZM49 158H47V159H49ZM54 158H52V159H54ZM67 158H69V159H67ZM97 158H103V157H97ZM111 158H112V155H111ZM111 158L110 159H108V161H110L111 160ZM130 158V159H131ZM155 158H157V159H159L158 158V156L157 157H155ZM3 159V158H2ZM1 159V160H2ZM12 159V160H13ZM28 159V158H27ZM40 159V158H39ZM38 159V160H39ZM47 159H45V160H47ZM120 159V158H119ZM123 159V158H122ZM120 160V161H123L124 159H125V157H124V159L123 160ZM150 159H153V158H150ZM156 159V160H157ZM166 159H168V160H166ZM11 160V159H10ZM15 160H13L14 162H15ZM23 160H26L25 158L23 159ZM23 160H22V162H23ZM29 161H30V158L28 159ZM27 160V161H28ZM38 160H36L37 162H38ZM80 160V158L78 159V160H75L76 161V163H77V161H79ZM93 160H94V158H93ZM102 160V159H101ZM101 160H98L97 159V161H101ZM114 159H112V161H113ZM155 159H153V161H154ZM6 161V160H5ZM4 161V162H5ZM30 161V162H31ZM36 161H33V164H35V162ZM44 161V160H43ZM47 161H49L50 162V160H47ZM74 161V160H73ZM74 161V162H75ZM81 161V160H80ZM79 161V164L82 162H80ZM85 161V160H84ZM83 161V162H84ZM96 161V160H95ZM111 161V162H112ZM115 162H116V164H117V161L116 160H114ZM113 161V162H114ZM152 161V162H153ZM4 162H2V163H4ZM6 162H9V161H6ZM18 162H20L21 163V159H20V161H18ZM26 162V161H25ZM25 162L23 163V164H25ZM29 162V163H30ZM53 162V160L51 161V163ZM53 162V163H54ZM70 162H72V161H70ZM74 162H72L71 164L74 166ZM88 162V161H87ZM124 162V161H123ZM123 162H121L120 163V165L123 163ZM156 162H158V160L157 161H155V163ZM29 163H27V164H29ZM42 163V162H41ZM48 163V162H47ZM51 163H49V164H51ZM53 163H52V166L51 167H46V169L48 168V170L50 171V169L49 168H51L52 169V167H53ZM57 163V164H58ZM89 163V162H88ZM87 163V164H88ZM92 163V162H91ZM95 163H97V162H95ZM95 163H94V165H92V167H90V168H92V169H94L95 167H96V165H98V164H96L95 165ZM101 163V165L103 166V167H105V168H102L101 167V165L99 164L98 165V168L99 167H101L102 168V173H101V169L99 170L100 171V173L101 174H99V176L100 175H102V178H100V182H99V180H98V178H97V182H95V183H97L98 184V182H99V184H98V187L101 189L102 187V185L103 184H100L101 183V180L104 178L103 176H105V174H107L106 173V170H107V172L110 170V166L112 165V163H111V165H110V162H109V167L108 168H106L107 166V164L105 163V166L103 165V160H102V162H100ZM187 163V164H186ZM237 163L240 165H242L243 164V162L241 161V160H237ZM5 164H8V163H5ZM10 164H12V162L10 163ZM14 164V163H13ZM12 164V165H13ZM16 164V163H15ZM18 164V163H17ZM32 164V165H33ZM37 164V163H36ZM36 164H35V166H36ZM45 164H46V161H45V163H44V166H43V168H45ZM56 164V165H57ZM87 164L85 163V166H87ZM119 164V163H118ZM152 164H154V163H152ZM186 164V165H185ZM191 164H192V162H191ZM19 165V164H18ZM17 165V166H18ZM21 165H22V163H21ZM38 165V164H37ZM41 165V164H40ZM43 165V164H42ZM70 165V164H69ZM68 165V166H69ZM72 165H70V167L72 166ZM81 165H84V163L82 164H80V165H78V166H81ZM113 165H114V163H113ZM112 165V167L111 168H113L114 166ZM141 165H142V163H141ZM148 165H150V164H148ZM147 165V166H148ZM165 167H164V166ZM185 165V166H184ZM224 165V166H225ZM244 165V164H243ZM1 166V165H0ZM3 166V165H2ZM7 166V165H6ZM25 166H27V167H29L30 166V164H29V166L28 165H24V167ZM34 166V167H35ZM75 166H76V164H75ZM74 166V167H75ZM95 166V167H94ZM116 166V165H115ZM144 166V165H143ZM143 166H141L142 168H143ZM189 166V165H188ZM223 166V167H224ZM5 167V166H4ZM9 167V166H8ZM14 167H15V165H14ZM24 167L22 168V167H20V165H19V168H20V170H19V168H18V170H16L15 168H12V170L14 171V170H16V171H21V168L24 170ZM34 167H32V170H29L28 172H29V174H27V175H31L30 174V171H33L34 172V174H35V171L38 169L39 170V166L37 167V169H35V171L33 170L34 169ZM41 167V166H40ZM56 166H54V169H56V171H58V169H57V167L55 168ZM69 167V168H70ZM73 167V168H74ZM84 167V166H83ZM117 167V166H116ZM119 167V166H118ZM152 167L154 168V166L152 165ZM151 167V165L148 167V168H152ZM161 167H160V169H161ZM192 167V166H191ZM192 167V168H193ZM255 167L256 166H251V167H247V169H245V168H243V172H245V174L246 175H248L249 177L250 176H252L253 175V173H254V171H255ZM42 168V169H43ZM61 168H59V169H61ZM64 168V167H63ZM68 168V169H69ZM72 168V167H71ZM76 168V167H75ZM75 168H74V170H75ZM79 168H81V167H79ZM85 168V167H84ZM84 168H81V170L80 169H78V170H80V171H82V169H84ZM88 169V172H91V169ZM173 168V169H172ZM225 168V167H224ZM223 168V169H224ZM2 169H6V168H2ZM77 169V168H76ZM87 169H86V171H87ZM106 169V170H105ZM109 169V170H108ZM117 169V168H116ZM138 169V168H137ZM156 169V168H155ZM165 169V170H166ZM181 169V170H180ZM187 169V168H186ZM188 169H190V168H188ZM237 169V168H236ZM240 169V168H239ZM8 170V169H7ZM28 170V169H27ZM37 170V171H38ZM47 170V171H48ZM69 170H71V169H69ZM85 170V169H84ZM95 170H97V167L95 168ZM95 170H93L91 173H88V177H89V174H92L91 176H92V179H91V177L90 178H87V176L85 175V174H87L86 172H85V174L83 173V176H85V177H83V178H81L80 176H82V175H80L79 176V171L77 172V170H75L78 174H75L76 172H74L73 173V175L71 174V173H69L70 175L68 176V178L72 175L73 177H77V176H74V174L75 175H78L79 176V178L80 179H82V180H84L85 178L86 179H91L92 180V184H93V180L95 179L93 176H94V174L96 173L95 172ZM112 170V169H111ZM117 170H119V168L117 169ZM117 170H114L115 171V173L114 172H111V175L113 174V176H111L110 175V173L108 174V176L109 177H114V175H118V173L116 172ZM169 170L167 169V172H169ZM177 170V169H176ZM221 170V169H220ZM9 171H10V168H9ZM12 171V172H13ZM42 171H44V170H42ZM67 172V169H64V171H60V172H62V174H61V176L63 175V174H65L64 172ZM154 171V173H158V172H155L156 170H153ZM152 171V172H153ZM189 171V170H188ZM242 171H240V170H238V172L240 173V174H243V173H241ZM2 172H3V170H2ZM12 172L10 171V173H11V175H12ZM18 172V173H19ZM25 172H26V169H25ZM32 172V173H33ZM45 173H47L46 171H44ZM43 172V173H44ZM51 172V171H50ZM72 172H73V169H72ZM93 172H95L94 174H93ZM104 172H105V174H104ZM148 171H147V169H146V173H147ZM150 172V171H149ZM166 171H163L162 173H165ZM166 172V173H167ZM173 172V171H172ZM175 172H177V171H175ZM187 172V170L185 171V173L184 174H189V173H186ZM190 172V171H189ZM237 172V173H238ZM6 173H9V172H6ZM27 173V172H26ZM40 173V172H39ZM42 173V172H41ZM40 173V174H41ZM44 173V174H45ZM54 173V172H53ZM145 173V174H146ZM159 173L160 174H162L161 173V170L159 171ZM179 173V172H178ZM15 174H16V172H15ZM33 174V175H34ZM36 174H37V172H36ZM43 174V175H44ZM67 174V173H66ZM96 174H98V173H96ZM95 174V176H97ZM169 174H171V173H169ZM174 174V173H173ZM6 175V174H5ZM5 175H2V177H5ZM8 176L10 175V174H7ZM7 175H6V177H7ZM14 175V174H13ZM17 175V174H16ZM16 175H15V178H16ZM42 174H41V176H43ZM49 175V174H48ZM48 175L47 176H44L43 178H47L48 177ZM148 175V174H147ZM147 175H145L144 177H146L147 178ZM150 175V174H149ZM151 175H153V173L151 174ZM182 175V174H181ZM181 175H179V177H178V179H180L181 181H182V179L180 178L181 177ZM244 175V174H243ZM20 176H22V174H20ZM41 176H39L40 178H41ZM58 176V175H57ZM71 176V178H73ZM98 176V177H99ZM108 176H107V179H108ZM154 176V175H153ZM158 176V175H157ZM156 176V177H157ZM165 176H166V178H169V177H167V175L165 174ZM170 176V175H169ZM1 177V176H0ZM11 176H9V178H10ZM14 177V176H13ZM18 177V176H17ZM37 177V176H36ZM39 177H37V179L39 178ZM63 177H64V179H63ZM65 177H66V175L65 176H62V179L61 180H65ZM101 177V176H100ZM117 177V176H116ZM151 177V176H150ZM160 177V176H159ZM176 177V178H177ZM25 178V176L22 178V179H24ZM33 178V177H32ZM40 178H39V181H41L40 180ZM71 178H69L68 180H71ZM74 178V179H75ZM78 178V179H79ZM94 178V179H93ZM110 178V179H111ZM149 178V177H148ZM3 179H5V178H3ZM8 179V178H7ZM22 179L20 178V182H22ZM29 179V178H28ZM30 179H31V176H30ZM37 179H36V181H37ZM66 179H67V177H66ZM77 179V180H78ZM85 179V180H86ZM107 179H105V180H107ZM113 179H116V178H113ZM112 179V180H113ZM149 179H152V178H149ZM153 179H155V178H153ZM170 179H172V178H170ZM196 179L197 178H195V180L192 178L191 179V181L195 184V182H196ZM13 180H14V178H13ZM18 182H19V177H18ZM25 180V179H24ZM60 180V181H61ZM68 180H66L67 182L66 183H68V182H72V181H68ZM85 180H84V183H85ZM174 182H175V180H174V178L172 179ZM177 180V179H176ZM3 181V180H2ZM6 180H4V182H5ZM7 181H9V180H7ZM15 181V180H14ZM78 181H80V180H78ZM77 181V182H78ZM90 181V180H89ZM96 181V180H95ZM109 181L110 180H108L107 182H108V184H109ZM116 181V180H115ZM154 181V180H153ZM152 181V182H153ZM172 181V182H173ZM190 181V182H191ZM216 181H218V180H216ZM215 181V182H216ZM3 182V183H4ZM18 182H15L16 184H19ZM38 182V181H37ZM63 182H65V181H63ZM76 182V183H77ZM82 182V181H81ZM86 182H88V181H86ZM103 182V181H102ZM111 183L110 184H112L113 182L112 181H110ZM151 182V181H150ZM168 184H169V181H168V179H167V181H166ZM177 182H179V181H177ZM210 182H211V178H210ZM215 182L214 181H212L210 184L209 183H206V184H208V186L205 184V186H207V188L208 187H210V185L212 184H215ZM1 184H2V182H0ZM9 182H6V184H8ZM12 183H14V182H11V184ZM60 183V182H59ZM72 183H74V182H72ZM71 183V184H72ZM78 183H80V182H78ZM83 183V182H82ZM182 183V182H181ZM216 183H218V182H216ZM0 184V185H1ZM23 185H25L24 183H22ZM17 185V189H23V188H21L23 185ZM88 184H89V187L92 185H90V182H88ZM104 184L106 185L107 183H105L104 182ZM107 184V185H108ZM114 184V183H113ZM112 184V185H113ZM172 184H179V183H172ZM189 184H191V183H189ZM193 184V185H194ZM200 184V183H199ZM3 185V188H6V192L4 191V189H3V191H2V189H0V191H2V192H5V194L4 193H2V194H4V196L8 193H11V191H13V190H11L10 192H9V190L7 191V187H4V184H2ZM56 185L57 184H55V188H56ZM59 185H61V184H59ZM67 185V184H66ZM84 185V184H83ZM86 185H87V183H86ZM94 185H96V184H94ZM94 185L93 186H91V188L93 187L94 188ZM104 185V186H105ZM170 185H171V183H170ZM193 185H191V186H188V190H191V189H194V190H200V189H198V185H197V189H195L194 187L192 188V186ZM202 185V184H201ZM204 185V184H203ZM212 185H211V188H214L215 187V185H213L214 187H212ZM18 186H19V188H18ZM58 186V185H57ZM64 186V185H63ZM69 188H68V190H70L71 188L70 187H72L73 188V186L74 185H72V186H69V185H67ZM78 186V185H77ZM82 186V185H81ZM109 186V185H108ZM107 186V187H108ZM111 186V185H110ZM8 187L9 188H12L11 187V185L9 186L8 185ZM14 187V186H13ZM25 187V186H24ZM60 187V186H59ZM59 187H57V188H59ZM80 187V186H79ZM79 187H77V190L79 189ZM83 187V186H82ZM84 187H86L87 188V186H84ZM83 187V188H84ZM96 187V186H95ZM147 187H149V185L147 186ZM170 187H177V186H170ZM1 188V187H0ZM15 188V187H14ZM51 188H52V191H53V187L51 186ZM56 188V189H57ZM67 187H65V189H66ZM81 188V187H80ZM83 188H81V189H83ZM97 188V187H96ZM94 189V190H97V189ZM98 188V189H99ZM182 189V187H181V184H180V186H179V188L177 187V189H178V191L180 190V191H182L181 189ZM191 188V189H190ZM205 188V187H204ZM203 188V189H204ZM210 188V189H211ZM46 190L48 189V190H50L49 188H45ZM44 189V194H45V197H46V193H48L49 191H47L46 192V190ZM60 189V188H59ZM59 189H57L58 191H61V190H63V188H62V186H61V189L59 190ZM81 189H79V190H81ZM105 189H107L106 188V186H105ZM146 189H148V188H146ZM174 189V188H173ZM209 189V190H210ZM16 190V189H15ZM14 190V191H15ZM41 190V189H40ZM67 190V189H66ZM66 190H64L66 193H63V194H67V191ZM73 190V189H72ZM78 190V191H79ZM84 190V189H83ZM83 190H81L79 193H81V192H83ZM86 190V189H85ZM85 190H84V192H85ZM88 190H90V191H92V189H89V188H87V192H88ZM205 190V189H204ZM203 190V191H204ZM206 190H208V189H206ZM208 190V191H209ZM18 191V190H17ZM43 191V190H42ZM52 191H50V193L52 192ZM57 191V192H58ZM101 191H102V189H101ZM101 191L99 192V193H101ZM175 191H177V190H175ZM201 191V190H200ZM219 191V190H218ZM217 191V192H218ZM20 192H21V190H20ZM55 193H56V190L54 191ZM77 192V191H76ZM83 192V193H84ZM86 192V197L88 196L87 194H89V196L91 197V196H95V193L93 194V195H90V193L91 192H88L87 193ZM92 192H95V191H92ZM210 192V191H209ZM212 192V191H211ZM1 193V192H0ZM17 193H19V192H17ZM17 193H15L16 195H17ZM54 193V194H55ZM59 193V192H58ZM58 193L57 194H55L54 196L55 197H57L58 196ZM75 193V192H74ZM74 193H72V194H74ZM78 193V194H79ZM96 193H98V191H96ZM183 193V192H182ZM194 193V192H193ZM199 193H201V192H199ZM204 194L206 193V191L205 192H203ZM203 193H201L200 195H202ZM208 193V192H207ZM37 194V193H36ZM39 195H37V197L38 196H40L41 198H43L44 196V194L43 193H41V194H43V195H41L40 193H38ZM49 194V193H48ZM59 194H61V192L59 193ZM63 194L62 195H59V197L60 196H62V197H65V196H63ZM69 194V193H68ZM85 194V193H84ZM184 194V193H183ZM183 194H181L182 196L181 197H184L183 196ZM192 194V193H191ZM217 195L219 194V192L218 193H216ZM13 195H14V193H13ZM13 195L12 196H10V197H12L13 198ZM57 195V196H56ZM81 196H84L83 194H80ZM98 195V194H97ZM96 195V196H97ZM187 195H188V193H187ZM186 195V196H187ZM192 195H194V194H192ZM191 195V196H192ZM8 196V195H7ZM7 196H5V197H7ZM50 196H53V194L51 195V194H49V197H48V199H44V200H48L49 202H51L52 204L53 203H57V201H55V202H53V201H50L51 200V198H50ZM71 197L72 198V196H71V193H70V195H68L66 198H64V199H67L68 200V197ZM75 196H77V194H75ZM95 196V197H96ZM189 196V195H188ZM214 196H216L215 194H214ZM257 196L259 197V198H263L264 199V188H261V190L259 191V193L257 194ZM44 197V198H45ZM46 197V198H47ZM59 197H57V199L59 198ZM62 197H60V198H62ZM77 197H80V196H77ZM89 197V198H90ZM36 198V197H35ZM49 198H50V200H49ZM53 199H56V198H54V197H52ZM73 198H76V197H73ZM72 198V199H73ZM97 198V197H96ZM36 199H39V198H36ZM36 199H34V200H36ZM52 199V200H53ZM56 199V200H57ZM63 199V198H62ZM63 199V200H64ZM70 199V198H69ZM88 199V198H87ZM179 199H181V198H179ZM194 199H195V197H194ZM66 200V201H67ZM182 200H184V199H182ZM204 200H206V199H204ZM61 201V199L59 200V202ZM59 202L57 203V204H59ZM183 202V201H182ZM188 201L186 200V201H184V204L185 203H187ZM204 202V201H203ZM56 203H55V205H56ZM61 203H63V201H61ZM66 203H69V202H66ZM180 203H181V201H180ZM39 204V203H38ZM183 204V203H182ZM183 204V205H184ZM64 205H66L65 204V201H64ZM57 206H59L60 207V204L59 205H57ZM62 206V205H61ZM65 207V206H64ZM180 207L181 206H179V209H180ZM34 208V207H33ZM181 208H183V206L181 207ZM263 208H264V206H263ZM36 209V208H35ZM41 209V208H40ZM44 208L42 207V209L41 210H43ZM72 209V208H71ZM70 209V210H71ZM41 210L39 211V212H41ZM264 210V209H263ZM33 211L34 210H32L31 211V214H33ZM44 211V210H43ZM38 212V213H39ZM34 213H35V211H34ZM37 213V212H36ZM35 213V214H36ZM71 213V212H70ZM263 213H264V211H263ZM41 214V213H40ZM38 218H39V216H37ZM70 217V216H69ZM39 219H41V218H39ZM264 225V224H263ZM65 227V226H64ZM66 228V227H65ZM263 229L264 228H262V231H263ZM222 237V236H221ZM215 238H217V235H215V237H214V239ZM217 239H219V238H217ZM263 253H264V251H263ZM41 254V253H40ZM43 254V253H42ZM41 254V255H42ZM34 255V254H33ZM33 255L31 256V257H33ZM264 255V254H263ZM262 255V256H263ZM12 256V255H11ZM13 256H15V255H13ZM35 256V255H34ZM44 257H42V259H44V260H46V258H47V255H43ZM45 256H46V258H45ZM50 255H48V257H49ZM261 256V257H262ZM30 257V258H31ZM40 257V256H39ZM13 259L14 258H11V259H9V261L11 260V261H13ZM40 259V258H39ZM42 259H40V260H42ZM49 258H47V260H46V262L45 261H42V264H44L43 262H45L46 264H47V261L49 262V260H48ZM31 260V259H30ZM250 260V259H249ZM10 261V262H11ZM261 261V262H260ZM260 263H264V259L262 260V259H260ZM30 262V261H29ZM50 262H51V259H50ZM57 262V261H56ZM31 263V262H30ZM29 263V264H30ZM55 263V262H54ZM3 264H5V263H3ZM12 264V263H11ZM49 264H51V263H49Z\"/></svg>",
	"mask_w": 264,
	"mask_h": 264
}]
</instances>
